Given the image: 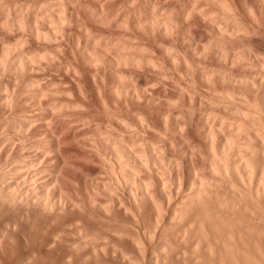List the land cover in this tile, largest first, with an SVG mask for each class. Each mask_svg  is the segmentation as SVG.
I'll return each mask as SVG.
<instances>
[{
    "label": "bare ground",
    "instance_id": "1",
    "mask_svg": "<svg viewBox=\"0 0 264 264\" xmlns=\"http://www.w3.org/2000/svg\"><path fill=\"white\" fill-rule=\"evenodd\" d=\"M62 1V0H61ZM60 1V2H61ZM38 2V1H37ZM36 2V3H37ZM35 3V4H36ZM40 4H42V2H39ZM58 3H59V1H58ZM63 3V2H62ZM40 4H39V6H40ZM46 4V3H45ZM56 4V3H55ZM61 4V3H60ZM60 4H58V5H60ZM4 5V4H3ZM33 6H34V4H32ZM47 6H48V4H46ZM46 5H44V4H42L41 6H44V8L46 9ZM62 5H64V4H62ZM50 6V5H49ZM48 6V7H49ZM57 5H55V7H56ZM61 6V5H60ZM5 7V6H4ZM4 7H3V10H4ZM47 7V8H48ZM52 8H49V10L50 9H54L53 8V5L51 6ZM64 7V6H63ZM62 7V8H63ZM223 7H225V6H223ZM8 8V7H7ZM35 8V6L33 7V9ZM39 8V7H38ZM57 8H59V10H58V12L56 11H54L53 12V10H51L52 12H49V13H51L50 14V17H51V19H50V17H48L47 15V17H48V19H50V25L52 24V22H53V25H54V28L52 29L53 30V33L55 34L57 31H59V32H57V33H60V30L61 29H63V28H61L60 29V26H63V22H64V19L66 20V18H64V16H63V14H65V12L62 14V11L60 10V9H62V8H60V7H58L57 6ZM2 9V8H1ZM32 9V8H31ZM36 9H37V6H36ZM56 9V8H55ZM27 10V9H26ZM57 10V9H56ZM64 10H65V7H64ZM6 11H7V9H6ZM28 11V10H27ZM34 11V10H33ZM37 11H38V9H37ZM40 11H41V7H40ZM39 11V12H40ZM43 11V10H42ZM41 11V12H42ZM47 11V10H46ZM35 12V11H34ZM33 12V13H34ZM5 13V12H4ZM9 12L7 11V14H8ZM31 13V12H30ZM38 13V12H37ZM6 14V13H5ZM27 14V13H26ZM32 14V13H31ZM35 14H36V12H35ZM41 14V13H40ZM43 14H44V11H43ZM20 15V14H19ZM29 15V14H28ZM33 15V14H32ZM38 15V14H37ZM2 16H4V15H2ZM8 16H9V14H8ZM17 16V15H16ZM31 16V15H30ZM36 16V15H35ZM39 16V15H38ZM45 16V17H46ZM68 16V15H67ZM229 16V18L231 19H229L228 20V22L225 24L226 26L228 25V24H230L229 22L230 21H233V22H231V24H230V26L233 28L234 27V29H232V28H230V30L232 29L233 31H237V33L238 32H240V30L238 29L239 27H238V24L236 25L235 24V22H237V21H235V19H234V15H232V17H233V19H232V17H230L231 15L229 14L228 15ZM21 17H23V16H21ZM29 17V16H28ZM34 17V16H33ZM44 17V19H47V18H45ZM137 17V16H136ZM1 18V17H0ZM4 18H6V17H4ZM3 18V19H4ZM17 18H19L18 16L16 17V18H14V20L16 19V23H18L17 25H19V22H17L18 21V19ZM25 18V17H24ZM37 18V17H36ZM72 18V17H71ZM2 19V20H3ZM12 19V18H11ZM28 19V18H27ZM30 19V18H29ZM28 19V22H26V23H29V26H30V28H31V33L33 32V34L31 35V36H34V34L37 36L36 38H43V39H45V41L46 40H48L47 42H50L49 40H52V41H56V37L54 38V34L52 35V33L50 32V30H49V28H48V30L46 31V32H44L45 30H46V28H45V30H44V28L42 27V29H40V27H41V25L42 24H39V26L40 27H38V25L36 24V26H35V24H34V22H35V20H34V22L33 21H30ZM32 19V18H31ZM37 19H40L39 17L37 18ZM42 19V18H41ZM40 19V20H41ZM44 19H42V20H44ZM47 19V20H48ZM70 19V18H69ZM135 19V18H134ZM137 19V18H136ZM8 19L6 18V22H3L4 24H8L9 22L7 21ZM13 20V21H14ZM26 20V19H25ZM170 21H171V19H169ZM1 21V20H0ZM23 21V20H22ZM70 21V20H69ZM161 21V20H160ZM12 22V21H11ZM15 22V21H14ZM21 22V21H20ZM24 22V21H23ZM45 22V21H44ZM66 22V21H65ZM134 22H135V20H134ZM139 22V21H138ZM143 22V21H142ZM153 22V21H152ZM159 22V21H158ZM162 22V21H161ZM15 23V24H16ZM35 23H38V22H35ZM43 23V22H42ZM73 23H75V22H73ZM151 23V22H150ZM154 23V22H153ZM152 23V24H153ZM156 23H157V21H156ZM163 23V22H162ZM167 23V22H166ZM172 23L174 24V22L172 21ZM171 23V24H172ZM1 25H0V27L2 26V23H0ZM6 24V25H7ZM14 23H13V25H15ZM24 24V23H23ZM22 24V22L20 23V28L19 29H22V26H23V29L25 28V26ZM34 24V25H33ZM81 24H83V23H81ZM123 24V23H122ZM141 24V23H140ZM139 24V25H140ZM164 24H165V22H164ZM172 24V25H173ZM233 24H235V25H233ZM10 25H11V23H10ZM9 25V26H10ZM44 25H46V23L44 24ZM43 25V26H44ZM49 25V23H47V26ZM53 25H51V26H53ZM65 25V24H64ZM68 25V24H67ZM70 25V24H69ZM78 25V24H77ZM80 25V24H79ZM120 25V24H119ZM167 25L169 26L170 24L168 23V24H166V27H167ZM175 25V24H174ZM4 26L5 25H3V28H4ZM16 26V25H15ZM18 26V27H19ZM29 26H28V29L30 30V28H29ZM121 26V25H120ZM154 26V25H153ZM171 26V25H170ZM237 27V29H236V27ZM8 27V26H7ZM12 27V26H11ZM11 27H10V29H11ZM17 27V28H18ZM172 27V26H171ZM228 28H229V26H227ZM12 28H14V27H12ZM66 28V27H65ZM79 28V27H78ZM82 28V27H81ZM170 28V27H169ZM9 29V27L7 28V30ZM22 29V30H23ZM27 29V30H28ZM67 29H68V26H67ZM72 29V28H71ZM236 29V30H235ZM14 30V29H13ZM44 30V31H43ZM51 30V31H52ZM84 30H85V28H84ZM83 30V31H84ZM87 30V29H86ZM90 30V29H89ZM2 31V30H1ZM0 31V32H1ZM5 31H6V29H5ZM15 31V30H14ZM13 31V32H14ZM24 31H26V30H24ZM49 31V32H48ZM63 31V30H62ZM88 31V30H87ZM86 31V32H87ZM9 32H10V30H9ZM67 32H69V31H67ZM76 32V31H75ZM2 33V32H1ZM0 33V35H2ZM3 33H7V31L6 32H4V30H3ZM10 33H12V31L10 32ZM18 33V32H17ZM25 33V32H24ZM65 33V32H64ZM73 33V32H72ZM8 35H9V33H7ZM19 34V33H18ZM21 34H23V31H22V33ZM63 34V33H62ZM235 34H236V32H235ZM25 35V34H24ZM57 35V34H56ZM59 35V34H58ZM77 35V34H76ZM79 35H81V34H78V36ZM90 35H92L91 33H90ZM4 36V35H3ZM19 36H21V35H19ZM28 36V35H27ZM52 36H53V39H51L52 38ZM60 36H62V35H60ZM63 36H65V35H63ZM83 36V35H82ZM7 37V36H6ZM16 37H17V35H16ZM23 37V36H22ZM21 37V38H22ZM26 37V36H25ZM30 37V36H29ZM35 37V36H34ZM34 37H33V41L35 40L34 39ZM59 37V36H58ZM66 37H68V36H66ZM65 37V38H66ZM71 37V36H70ZM81 37V36H80ZM89 37V36H88ZM88 37H87V39H88ZM93 37V36H92ZM91 37V38H92ZM21 38H20V40H19V38H18V40H17V38H16V40L19 42L20 41V45L19 44H16L17 42H16V40L14 41V42H16L15 44H12V42H11V44H9V41L8 40H5V41H7L8 43L7 44H4L5 43V41H1V40H3V37H2V39L0 40V69H2L3 71L4 70H6V71H9L10 69H12L13 71H14V73L16 72V73H18V74H15L16 76H19V77H21V80H19V81H23L24 80V78H25V75L26 74H28V73H30V72H35V71H37L38 70V66L40 67L41 65H42V60L43 61H45L44 59H46V60H48V58H47V56L50 58V56L54 53L53 51H51L52 52V54L50 55L49 53H48V50H50V49H48L47 51L46 50H44V52H43V50L42 49H44L45 47H42L41 45V47H42V49H38L39 50V52L36 50V49H33L32 48V50H35V52H32V50L30 49V51H27L26 50V47H24V49H23V45H24V43H23V40H22V42H21ZM28 38V37H27ZM31 38V37H30ZM40 38V39H41ZM63 38V37H62ZM94 38V37H93ZM92 38V39H93ZM192 37H190L189 39H191ZM195 38V37H194ZM6 39V38H5ZM24 39V38H23ZM26 39V38H25ZM40 39H36L37 41H39ZM67 39V38H66ZM95 39V38H94ZM193 39V38H192ZM28 40H30V39H28ZM31 40H32V38H31ZM58 40H60V39H58ZM63 40V39H62ZM88 40H90L91 41V39H88ZM27 41V40H26ZM44 41V40H43ZM66 40H64V42H65ZM92 41H98V39L97 40H92ZM120 41H121V39H120ZM216 41V40H215ZM4 42V43H3ZM35 42V41H34ZM41 42V40L39 41V43L38 44H36V46L37 45H39V44H43L42 42ZM46 42V43H47ZM62 42V41H61ZM84 42V41H83ZM86 42V41H85ZM109 42V41H108ZM111 42V41H110ZM109 42V43H110ZM118 42V41H117ZM195 42V41H194ZM213 42V41H212ZM211 42V44H218V42H219V40H217L215 43H212ZM23 43V44H22ZM30 43V42H29ZM32 43V42H31ZM30 43V44H31ZM69 43H71V42H69ZM77 43V42H76ZM88 43V42H87ZM90 43V42H89ZM96 43H98V42H96ZM105 43H107V42H105ZM113 43V42H112ZM111 43V44H112ZM116 42H114V44H115ZM191 43H192V40H191ZM195 43H197V41L195 42ZM199 43V42H198ZM33 44V43H32ZM54 44H55V42H54ZM54 44H53V46H54ZM59 44V43H58ZM100 44V43H99ZM103 44V43H102ZM107 44V46H114V44ZM120 44V43H119ZM124 43L122 42V45H123ZM193 44V43H192ZM192 44H190L191 46H192ZM210 44V43H209ZM28 45V44H27ZM35 45V44H34ZM47 45V44H46ZM50 45V44H49ZM64 45V44H63ZM65 45H66V43H65ZM88 45V44H87ZM90 45V44H89ZM91 45H94L93 43L91 44ZM90 45V46H91ZM124 45H126V44H124ZM123 45V46H124ZM194 45V44H193ZM28 46H30V45H28ZM44 46V45H43ZM52 46V45H51ZM50 46V47H51ZM52 46V47H53ZM56 46H57V44H56ZM55 46V47H56ZM60 46V45H59ZM72 46V45H71ZM82 46V45H81ZM102 46V45H101ZM100 46V47H101ZM106 46V47H107ZM116 46V45H115ZM136 46V45H135ZM166 46V45H165ZM196 46H198V44L196 45ZM206 46L207 47H210L211 48V46H209V45H207L206 44ZM39 47V46H38ZM41 47H39V48H41ZM48 47V46H47ZM50 47H48V48H50ZM51 47V48H52ZM83 47H84V45H83ZM87 47H89V46H87ZM87 47H85L86 49H84L83 48V51H82V49H81V58L80 59H82L83 60V62L82 63H84L85 64V66L83 65L82 67L79 65L77 68H75L76 66H77V64H76V66L74 67V65L73 64H75V63H73L72 65H73V67H74V70H73V73H74V75H75V82H77L78 81V83L79 84H77L76 86L75 85H71V84H69L67 81H66V79L67 78H65V80L63 81L61 78V81H62V83L63 84H61V83H58V82H60V80H58L57 78H56V82L55 81H53L52 79H53V75H52V79H49L50 81L52 80V82H50V81H48V82H46L45 80H44V82H46L47 83V85L45 84V86L43 85L44 84V82L42 83V81H43V77H40V79L42 78V80L40 81L39 79H37V78H34V77H37V76H40V74H38V75H28L29 76V79H28V81H26V78H25V80H24V84L23 83H21V86L23 85V88H22V91H23V89H24V91H23V93L25 92L28 96H29V98L31 99V100H33V104L31 105L32 107H33V105L34 106H36V107H38V108H40V110H41V114H38V113H36L35 112V114L34 115H41V117H39V116H35L34 117V115H32V116H28L29 115V113L30 114H32V112H29V111H31V110H29V109H27V110H29L28 112V114L26 113L27 111H26V109L25 108H27V107H23V105L22 106H20V108L22 109H25V110H20V112H16L18 109H20V108H18V109H16V107H18L19 105H21L22 103L24 104V102H26L25 100L27 99H23L25 96H26V94H25V96L23 97V98H21L20 96V94L22 93L21 91H19V93L20 94H17V95H19V97L21 98V99H23L24 100V102L20 99V98H18V99H20V102L22 101V103H19V105L17 104L16 105V107H15V109H16V113L18 114V113H26V115L28 116H24L23 117V115H22V117L20 118V117H18L19 119V121H18V124L16 123L17 122V119H16V122H15V124L16 125H14V123H13V120H10V121H12V124L11 123H9V125L10 126H12V127H10V126H7L8 124L7 123H5V124H7L6 126V128L7 129H9V128H14L13 126H15V128L14 129H23V128H25V131L23 130V131H21L22 132V134H24V133H26V134H29V133H27L28 132V129H30L29 128V126L32 124V123H36L35 121H37L39 118H43L42 117V114L43 115H45L44 114V109L43 108H45L46 109V112H47V110L50 112H48V114H50L51 115V113H52V115H53V113H58V112H64L63 114H65V112H67V111H73V110H75V112H76V109L77 108H79V107H83V105L84 104H86V102L84 101V104L82 105V104H79V105H82V106H79V107H77L78 105L76 104V102H77V100L79 99V98H81V96L79 97V95H82L83 94V98H84V95H85V89H83L82 88V86H84V85H81L82 83H80L81 82V75H82V73L83 72H85V71H87V70H89V71H93V73L92 74H90L91 75V78L89 77L88 79H90V81L92 80L93 81V83L92 84H95V86H96V90H97V93H98V95L103 99V101H104V105L106 106L105 108H107L108 107V103H107V98H106V95H107V93H108V91H109V93L110 94H112V96H114L113 97V99L114 98H116V100L117 99H120L121 97H127L128 95L130 96L131 94H132V97H135L133 100H135L136 98H138L139 100L143 97V101L142 102H144L145 100L144 99H146V98H144V96H142L144 93H148L149 92V89L151 88V87H149L150 86V83L152 82L151 80V82L149 81L147 84L149 85H147L148 87H149V89H147L146 90V88H148V87H146L145 85H144V83L146 82L145 80H147L146 78H145V80H144V83H141V82H143V81H140L139 79L138 80H136L135 81V77L133 76V74H131L132 76L131 77H129L130 76V74H129V76L128 75H126L125 76V72H122L121 70V68L120 69H118V68H116V67H114V65H113V67H111V65H110V67H103V74H102V76H101V78H99V77H97V74L100 72L99 70H100V67L102 68V66H100V57L102 56V59H103V57H104V59H105V57L107 58L108 57V53H107V49H105L104 47H102V48H97V50L99 49V51H97V50H95L94 49V47L95 46H93V49H90V48H87ZM117 47H118V45H117ZM126 47V46H125ZM166 47H168V46H166ZM165 47V48H166ZM200 47V46H199ZM27 48V49H28ZM58 47H56V49H57ZM108 48V47H107ZM121 47L119 46V50H121L120 49ZM139 48V47H138ZM169 48H170V46H169ZM169 48H167V49H169ZM189 48H192V47H189ZM215 48H216V46H215ZM214 48V49H215ZM224 48V47H223ZM223 48H221V49H223ZM47 49V48H46ZM53 49V48H52ZM79 49V50H80ZM126 49H128V48H126ZM129 49H130V46H129ZM134 47H133V50H129L130 52H132V51H134ZM193 49H194V47H193ZM192 49V50H193ZM199 49V48H198ZM201 50H202V47L200 48ZM212 49V48H211ZM217 49H218V47H217ZM220 47H219V52H220ZM244 49V48H243ZM241 50V51H244V50ZM61 50V49H60ZM66 50V49H65ZM64 50V51H65ZM78 50V51H79ZM124 50V49H123ZM137 49H135V51H136ZM139 50V49H138ZM163 50H165V49H163ZM176 50V49H175ZM195 50V49H194ZM227 51V49H224V51ZM245 50H247V48L245 49ZM46 51V52H45ZM58 51H59V49H58ZM63 51V52H64ZM112 51V50H111ZM114 51V50H113ZM116 51H118V48H117V50ZM124 51L126 52L125 54H124ZM124 51H121V52H118L121 56L120 57H123L122 59L120 58V59H116L115 61V63L117 64V66H119V67H124V66H122V64H127L126 66H128V63H129V65L131 64H133V67L134 66H139L140 67V69H141V66H143V65H141L140 64V62L138 61V63L141 65H138V63L136 62L139 58H140V51H138L139 53H137L138 54V56L139 57H137V55L136 54H134V55H136V56H134L133 55V53L135 52H133V53H128L126 50H124ZM143 51V50H142ZM166 51H168V50H166ZM169 51H171L172 52V50H169ZM177 51H179V50H176L175 52H176V54L178 53ZM188 51V50H187ZM200 51V50H199ZM212 51H213V49H212ZM217 51L218 50H216V51H214L215 53H216V55H222V53L224 52L223 50V52H221V53H217ZM231 51H233V50H231ZM241 51L239 52V53H241ZM249 51V52H248ZM246 53L244 52V55L243 54H240L239 56H238V52L236 51V53H234L235 55H237L238 56V58H237V60H239L240 59V61H241V58H239V57H241L242 55H243V57H242V64L244 63V65L247 63V64H249L248 66H250V67H255L254 65L255 64H257V67L258 66H262L261 67V69L260 70H262V71H264V62H263V56H261L260 55V58H263V59H261L260 60V62H261V64H260V62H259V65H258V63H257V61H259L257 58V56H258V54H256L254 57L257 59L256 60V62H255V60H254V62L252 61V63L254 64H251V62H250V60H245L246 61V63L244 62V58H247V57H253V52L250 54V50H248ZM56 52V51H55ZM109 52V51H108ZM147 52V51H146ZM174 52V51H173ZM174 52V53H175ZM180 52H182V51H180ZM191 52V51H190ZM189 52V53H190ZM193 52H195V51H193ZM198 51H197V48H196V53H197ZM204 54L207 52V51H204V45H203V51H202ZM209 52V51H208ZM57 53V52H56ZM56 53H54V54H56ZM73 53V52H72ZM78 53H80V52H78ZM125 56L127 53H128V55L130 54L133 58H129V57H126L125 56V59H124V56L122 55V54ZM145 53V52H144ZM149 53V52H148ZM167 54L169 53V52H166ZM183 53V52H182ZM195 53V54H196ZM210 53H211V51H210ZM229 53V52H228ZM227 52H226V54H228ZM243 53V52H242ZM58 54V53H57ZM56 54V57H58V55ZM61 54V53H60ZM67 54V53H66ZM65 54V55H66ZM111 54H114V52L113 53H111ZM111 54H109V55H111ZM115 54H116V52H115ZM114 54V55H115ZM147 54V53H146ZM150 54V53H149ZM149 54H147V55H149ZM164 54H165V52H164ZM166 54V55H167ZM173 53H170V54H168V55H172ZM175 54V55H176ZM188 54V53H187ZM191 54V53H190ZM193 54V53H192ZM208 54V53H207ZM206 54V55H207ZM225 54V53H224ZM230 55H228V58L231 56V59H233L232 58V55H231V52L229 53ZM129 55V56H130ZM143 54H141V57H143L142 56ZM146 55V56H147ZM167 55V56H168ZM177 55H179V54H177ZM177 55L174 57V55H172V56H170V59H172L173 60V62L175 61V58L177 57ZM189 55V54H188ZM196 55H198V54H196ZM234 55V57L236 58L237 56H235ZM73 56V55H72ZM72 56L70 57V58H72ZM76 56V55H75ZM111 56H113V55H111ZM117 55H115L114 57H116ZM145 56V55H144ZM146 56H145V58H146ZM153 56H154V53H153V55L152 56H150V58L147 56V64H146V67H147V65L148 64H150L151 65V62H153L152 63V65L154 64V65H157L156 63H155V61L156 60H153V59H156V57L155 58H153ZM180 57H181V55H179ZM178 56V57H179ZM183 56V55H182ZM184 56H185V54H184ZM199 56H201V54L199 55ZM199 56H197V58L199 57ZM208 56V55H207ZM213 56H215V54L214 55H211V57H213ZM226 55H223L222 57H225ZM61 57V56H60ZM110 57V56H109ZM109 57H108V59H109ZM114 57H113V60H114ZM118 57H119V55H118ZM136 59H135V58ZM164 57V56H163ZM169 57V56H168ZM172 57V58H171ZM179 57V58H180ZM188 57V56H187ZM187 57L185 56V58L187 59ZM192 57V56H191ZM203 57V56H202ZM206 57V56H205ZM220 57V56H219ZM227 57V56H226ZM251 57V58H252ZM252 58V60L253 59H255V58ZM51 58H53V57H51ZM55 58V57H54ZM53 58V59H54ZM63 58V57H62ZM66 58V57H65ZM69 58V59H70ZM76 58V57H75ZM129 58V59H128ZM144 58V57H143ZM144 58V59H145ZM153 58V59H152ZM185 58H184V60H185ZM190 58V57H189ZM196 58V57H195ZM200 58V57H199ZM198 58V59H199ZM227 58V59H228ZM68 59V60H69ZM141 59V58H140ZM144 59H142V60H140L141 62H142V64L144 63V66H145V60ZM164 59V58H163ZM169 59V60H170ZM181 59H182V57H181ZM194 59V58H193ZM204 59V58H203ZM209 59H210V57H209ZM214 59V58H213ZM218 60H219V58H217ZM223 59V58H222ZM230 59V60H231ZM51 60V59H50ZM50 60H48V61H50ZM63 60V59H62ZM73 60V59H72ZM72 60H70V61H72ZM76 60V59H75ZM107 60V59H106ZM110 60V59H109ZM108 60V61H109ZM111 60H112V58H111ZM128 60H131L130 62H128ZM144 60V61H143ZM152 60V61H151ZM172 60H170L171 62H172ZM177 60V59H176ZM184 60H182L183 62H184ZM189 60L190 59H187V61L185 60V62L186 63H189ZM192 60V59H191ZM200 61L202 60V59H199ZM212 60V59H211ZM229 60V59H228ZM234 60H236V59H234ZM52 62H53V60H51ZM50 61V62H51ZM54 61H56V60H54ZM70 61L68 62V65H69V63H70ZM105 61V60H104ZM150 61V62H149ZM162 61H164V60H162ZM178 61V60H177ZM177 61H175V65L177 64V63H181V62H177ZM197 61V60H196ZM200 61H198L199 63H200ZM206 61V60H205ZM220 61V60H219ZM218 61V62H219ZM233 60H231V62H229L228 64H230V63H234V62H232ZM73 62H76V61H73ZM101 62H102V60H101ZM107 62V61H106ZM113 62V61H112ZM170 62V63H171ZM177 62V63H176ZM183 62H182V65H183ZM191 62H194V60L193 61H191ZM209 62V61H208ZM214 62V61H213ZM215 62H217V60L215 61ZM237 62V61H236ZM240 62V63H241ZM250 62V63H249ZM44 63H47V65H49L48 63L49 62H44ZM64 63V62H63ZM63 63H62V65L61 66H63ZM67 63V62H66ZM103 63V62H102ZM115 63H113V64H115ZM163 63V62H162ZM198 63V65H200ZM211 63V62H210ZM223 63V62H222ZM226 63V62H225ZM225 63H223L224 64V66H225ZM51 64V63H50ZM52 64H54V63H52ZM81 64V63H80ZM104 64V63H103ZM106 64H108V63H106ZM112 64V63H111ZM137 64V65H136ZM190 64V63H189ZM195 64V63H194ZM205 64H207V63H205ZM205 64H204V66H205ZM211 64H213V63H211ZM211 64H209V67L211 68ZM218 64H220V63H218ZM217 64V65H218ZM238 64V63H237ZM46 64H43V66L44 67H42V68H46L45 66H47ZM58 65V64H57ZM71 65V64H70ZM70 65H69V67H70ZM71 65V66H72ZM121 65V66H120ZM130 65V66H131ZM151 65V66H152ZM179 65V64H178ZM185 65V64H184ZM187 65V64H186ZM191 65H193L192 63L190 64V66H188L187 65V67H188V69L190 68V67H192ZM202 66H203V64H201ZM201 65H200V67H201ZM234 65H236L235 63H234ZM233 65V66H234ZM240 66H241V64H239ZM253 65V66H252ZM60 66V65H59ZM65 66H66V68L68 69V66L65 64ZM104 66V65H103ZM130 66H128V67H130ZM162 66V65H161ZM163 66H165L164 64H163ZM162 66V67H163ZM177 66V65H176ZM181 66V65H180ZM196 67H197V63H196V65H195ZM194 66V67H195ZM204 66H203V69L202 68H200L201 70H200V72L201 71H206V72H208V70H209V72L208 73H202V74H204L201 78H205V79H203V81L202 82H204V80H205V82L207 83V85H208V87L207 88H210V90L211 89H213V91L212 92H209V93H207V94H209L210 96L209 97H211V99L210 98H208V103H206L207 101L206 100H204V101H206L205 103L207 104V107H208V105H209V102H210V106H213V105H215L216 107H217V105H218V107L219 106H221V108H223L224 109V111H227V113L226 114H228V115H225L224 113L223 114H220V116H218V117H216V116H214V112L213 111H204L203 109V111L201 112V114H199V113H194V111H193V109H191L190 111H189V113L187 114V116H185L184 114V112H185V110L187 111V109H186V106H185V110H183L181 107H183V106H181L182 105V103H184V98L183 99H181V100H183V102L180 104V102L179 101H181V100H178L177 99V97L175 98L174 97V99L175 100H173V98L171 99V97H169V96H163V98L162 99H158V96H156L157 97V99H158V101H162V103L161 104H164L165 105V108H164V110H161V108H160V110H161V112H159L158 114H157V117L156 118H154L155 119V121H153L154 119H153V117L151 118V117H149L150 119H147L148 118V116H147V118L145 117V116H143L142 115V113H143V111L142 110H140V111H142V112H140L139 113V110L138 109H134L133 107V109H126V116L127 117H125V115L123 116L121 113H119L118 115H120V116H118V117H116L117 119V121H114L113 122V124L114 123H116L117 122V124H118V128L117 127H114V126H112V128L114 127L115 129L117 128V131L119 130H121L120 132H119V134L117 135V136H114V134H112L111 132H112V130L110 131V130H108L109 132H107V129H106V133H105V136L103 137V144H105L104 145V147L103 146H100V147H103V148H99L98 146H96L95 144H91V139L92 138H94V137H89V144H91V145H95L96 147H95V149L97 148V150L98 151H100V149H101V151H103V152H100V157L101 158H103V159H100V161L101 160H105V162H103V164H104V166H106V165H108L107 167H108V169H107V167H106V170H108L107 172H109L108 174H109V176H108V174H106L107 176H108V179H109V177H111L109 180L107 179V177H105L107 180H102V179H105V178H101L98 174H100V172H98V177H100V179L101 180H99L98 178H96V177H93L92 176V173L91 174H89V173H87V174H85V173H83L84 174V176L83 177H85V175H87L88 176V174L90 175V176H88L87 177V179L88 178H91L92 179V181H91V183H92V185L90 184V180L89 181H87V183H89L90 185H91V188H92V186H93V190L92 191H88V190H85V193H84V189H85V187L83 188V193L84 194H86V191L88 192V194H87V196H85L82 192H81V187H80V185H79V182L80 181H78V182H74V180L73 179H75V174L74 173H72L71 171V169H73L74 167H75V165L73 166V164H72V166H73V168L69 165V163L71 162L70 160V158L68 159V157H66V153L68 152L67 150L68 149H65L67 152H65V150L64 149H62V148H60L63 144L62 143H60V140H59V138L57 137V136H55V138H54V136L52 137H50V136H48V137H44V142L45 141H48V142H45L44 144H46V143H48L49 144V146H50V148H49V146L47 147V145L46 146H44V144H43V146H39V145H42V144H39L37 147H34V146H36V142L32 145V146H29L28 147V149L30 148V149H33V147L34 148H38V149H35V150H37V151H39V149L41 150L42 148L41 147H43V153H46V151H47V153H48V150H50V154H51V156L49 155V153H48V155L47 156H49V157H47L48 158V162H44L45 164H43V161H45V160H43V161H39L41 158L43 159V157H45L46 156V154H43L42 153V151H41V154L39 155V153H40V151L39 152H37V155H38V158H36V156H35V153H36V151L34 150V152L35 153H33V155L31 156V157H33L31 160L29 159H27V161H29L27 164L28 165H34V166H36L37 164L38 165H40V166H38L37 165V169L36 170H34V167H33V169H32V171H30L31 173L30 174H32V172H33V170H34V173L32 174V175H30V176H28V174H26L25 175V173L24 172H21V175H23V173H24V175L23 176H26V178L27 179H25L24 177L23 178H20V180H21V182H23V179H25L24 180V182H25V184H26V186L29 184V182H30V184H32V185H30V188L32 189V190H30L29 191V193L32 191V193L31 194H29V195H31L30 196V198H31V201L33 200V201H35V203H36V207H37V205H39L37 208L39 209L38 210V212L37 213H35L37 210V208L36 207H33V204H32V202H30V203H28V201L29 200H27L28 198H29V195H28V197H26L27 195H24V197H26V198H24L23 197V200L21 199V197L23 196V194H28L27 193V191H26V189H29L28 187L26 188V189H24L25 187H23L22 188V185H24L23 183H21V184H19L18 183V177H21V176H19L20 175V171L23 169L24 170V168H26V167H24V165H23V167H22V165L20 166V165H18L19 163H21V161L22 160H24L23 158H21L22 160H20V159H18V158H13V160L11 161H9L10 163V165L11 166H9V165H7L6 166V163H5V166H6V173L5 174H1V179H3L4 181H8V184L9 185H6V186H4V185H1L0 184V201H6V203L8 202V204H18L19 205V202H20V200L22 201L21 203H23L24 201H26L29 205L30 204H32L31 206H25V207H28L29 208V210H31L30 209V207L31 208H36L34 211L33 210H31L33 213H35V216H36V214L38 215V213H39V215L38 216H36V217H38V218H40V220L42 221V220H44V219H46V221L50 218V219H53L56 215H57V217L59 218V221H56V220H58L56 217H55V221L56 222H61L60 220H62L64 217V215H65V219H67V217L69 216V212H72V211H68V214H66L67 213V211H64V209L65 210H69L70 208H68V209H66V207H67V203H65V208H61L62 206H63V202L65 201H67V200H65V195L68 193L67 192V190H66V192H65V190H64V188H70L71 190L74 188V192L76 193L77 192V190H78V186H77V184L79 185V194H83L82 196H85L84 197V199L86 200H83V202L81 203L80 201H79V203H81V205L79 204V206H78V204L77 203H75V202H78V201H76V199L78 198V200H80V198H79V194L78 193H76V194H78V197L76 198L75 197V193L73 192H71V190L69 191V189H68V191L76 198L75 200H74V198H73V200H71V197L70 196H72V195H70V193H69V195H68V197H66L67 199L69 198V201H71L70 203V205L71 206H68V207H71L72 208V210L73 211H75V213H76V215L75 216H78V217H76L75 219H76V221H74V224H78V222L79 221H82L81 223L83 224V226H81V228H80V225H82L81 223L80 224H78V226H77V224H76V226H77V228L76 227H73L74 229L76 228L77 230H79V229H83V230H85V231H81V230H79V234L81 235H78V236H80L79 238H78V236L76 237V240L74 239V237H73V241H71V246H72V248L71 247H66L67 245L65 244V245H62V248L63 247H65V248H71L70 249V254H71V256L68 254V259H70L71 258V260L73 259V257H75L76 256V258H75V260L77 259V262L79 261V263L80 264H111L110 262L113 260L114 262H115V260L116 261H118V263L119 264H264V96H263V94H262V97H260V99H255V98H252L253 99V101H250V96H251V94H252V92L250 93V96H249V93L248 94H246V95H248L247 97H249V98H247L246 97V95L244 96V94H245V90H244V92H243V90L240 92V90L242 89V88H239L240 86L239 85H241L240 83H242V84H244V85H246V86H248L249 88H251L250 86H255L254 87V89H256V87L258 88V86H256V85H258L257 84V82L259 83L263 78L262 77H264V72H262V71H259V69H258V72H254V70H253V68H250L253 72H251L250 73V75L249 74H247L248 75V78H246L247 76H246V74L244 73V75L246 76H244L243 74L242 75H239L240 76V78L239 79H237L236 80V76L237 75H235L234 76V72L232 73L231 71V73L233 74V76H234V80H235V82H239V87H237V88H239V91H237V90H234V91H232V89L233 88H230L231 90H227V91H224V93H221V92H223V90H225V89H221V90H217V89H219V88H223V86L222 87H218L217 88V86H216V84H218V82H217V80L219 81V84L221 83L220 81L221 80H225V81H227L226 79H228L229 78V76L230 75H232V74H230V72H228L230 75H228V73H227V76H226V72H227V69L226 68H228V67H224L225 69H223L222 70V66H221V71H220V69H219V71L221 72V73H223V74H221L218 70H217V67H216V69H212V68H214V67H212L211 69H212V71H210L211 69H208L207 70V68H206V70H204ZM213 66H216V64L215 65H213ZM245 66H247V65H245ZM244 66V68H247L246 70H248V66L247 67H245ZM35 67H37V70H36V68ZM40 67V68H41ZM48 67H50V66H48ZM57 67V66H56ZM145 67V68H146ZM148 67H150V66H148ZM147 67V68H148ZM157 67V68H156ZM155 68V70H153V71H156L158 68H159V66H156ZM183 67V66H182ZM205 67H207V65L205 66ZM231 67H232V65H231ZM257 67H256V70H257ZM54 68V67H53ZM60 68V67H59ZM62 68V67H61ZM66 68H65V70H66ZM137 68V67H136ZM144 68V67H143ZM153 68V67H152ZM151 68V69H152ZM171 68H173V67H171ZM176 68H177V70H179L178 69V67H175L174 69H172V70H174V71H176ZM184 68H185V66H184ZM184 68H182V69H184ZM218 68H220L219 66H218ZM238 68V67H237ZM260 68V67H259ZM8 69V70H7ZM149 69V68H148ZM187 69V68H186ZM186 70V72H185V74L186 73H188L187 71H189V70ZM191 70L193 69L194 70V68H190ZM196 69V71L198 72V74H200L199 73V69H198V67L197 68H195ZM198 69V70H197ZM232 69H233V67H232ZM231 69V70H232ZM234 69H236V68H234ZM249 69V70H250ZM12 70H11V73L10 72H8V73H10V75H12L13 73H12ZM43 70V69H42ZM42 70H40L41 72H42ZM46 70H48L47 68H46ZM46 70H45V72H46ZM52 70V69H51ZM107 70V71H106ZM124 70V69H123ZM130 70V69H129ZM142 70H144V69H142ZM160 70V69H159ZM161 70H163V69H161ZM169 70H170V68H169ZM168 70V71H169ZM191 70H190V72H189V75H191L192 74V72H191ZM215 70H217L218 72H219V75H217L216 76V74H215ZM225 70V71H224ZM230 70V69H229ZM228 70V71H229ZM255 70V71H256ZM54 71H56V70H54ZM63 71V70H62ZM66 71H68V70H66ZM125 71V70H124ZM126 71H127V69H126ZM132 71H133V69H132ZM139 71H141V70H139ZM158 71V70H157ZM168 71H167V73H168ZM180 71H181V69H180ZM180 71H178V72H180ZM196 71H195V73H196ZM216 71V72H217ZM223 71V72H222ZM1 70H0V74H1ZM39 72V71H38ZM37 72V73H38ZM41 72H39V73H41ZM69 72V71H68ZM106 72H108L109 74H111V79H109V77H108V79L106 78V74H108V73H106ZM133 72H136V71H133ZM132 72V73H133ZM149 72V71H148ZM159 72V71H158ZM166 72V71H165ZM181 72H183V71H181ZM225 72V73H224ZM261 72V73H260ZM4 73V75L6 76V72L4 71L3 72ZM2 73V74H3ZM62 73V72H61ZM88 73V72H87ZM131 73V72H130ZM138 73V72H137ZM153 73V72H152ZM160 74H159V76H161L163 73H161V72H159ZM191 73V74H190ZM194 73V72H193ZM195 73L193 74L194 76H195ZM260 74L258 77H257V82H256V76L254 75V74ZM31 74V73H30ZM36 74V73H35ZM48 74V73H47ZM89 74V73H88ZM127 74H128V72H127ZM136 74V73H135ZM140 74V73H139ZM158 74V73H157ZM165 74V73H164ZM162 75L161 77H164L165 75ZM169 74V73H168ZM168 74H166V75H168ZM172 74V73H171ZM170 74V75H171ZM182 74V73H181ZM184 74V75H185ZM201 74V75H202ZM218 74V73H217ZM15 75L13 74V76L15 77ZM42 76L44 75V73L43 74H41ZM50 76H51V74H49ZM62 75V74H61ZM64 75V74H63ZM66 75V74H65ZM64 75V76H65ZM71 75H73V74H71L70 73V77H71ZM73 75V76H74ZM83 75H84V73H83ZM82 75V76H83ZM86 75V74H85ZM100 75H101V73H100ZM178 75H180V74H177V76ZM196 75H197V73H196ZM254 77V79H252L251 77L252 76ZM263 75V76H262ZM13 76H12V78H13ZM27 76V75H26ZM27 76V77H28ZM44 76H47V75H44ZM49 76V77H50ZM72 76V77H73ZM155 76H157V75H155ZM159 76H157V77H154V75H153V77L154 78H158ZM175 76V75H174ZM183 76V75H182ZM238 76V77H239ZM262 76V77H261ZM48 77V76H47ZM133 78V79H131V81H132V83L135 81V83H131L130 82V79L128 80V78ZM161 77H159V78H161ZM166 77V76H165ZM191 77H193V76H191ZM191 77H190V80H192L191 79ZM195 77H198V76H195ZM228 77V78H227ZM230 77H232V76H230ZM237 77V78H238ZM245 77V78H244ZM1 78H3L2 76H1ZM8 78V77H7ZM16 79H18V77H15ZM62 78H64V77H62ZM83 78V77H82ZM85 78V77H84ZM137 78H139V75H138V77ZM167 78H168V76H167ZM177 78V77H176ZM179 78V77H178ZM185 78H187L186 77V75H185ZM184 78V79H185ZM189 78V77H188ZM200 78V77H199ZM242 78V79H241ZM249 78H251V79H249ZM259 78V79H258ZM260 78H262V79H260ZM5 79V78H4ZM9 79H11V78H9ZM14 79V78H13ZM20 79V78H19ZM44 79H45V77H44ZM69 79V78H68ZM163 80L164 79H166V78H162ZM175 79V78H174ZM198 79V78H197ZM47 80H48V78H47ZM70 80V79H69ZM157 80V79H156ZM160 80V79H159ZM163 80H160V81H163ZM193 80H195V79H193ZM201 80V79H200ZM231 80H232V78H231ZM230 80V81H231ZM259 80V81H258ZM264 80V79H263ZM4 81H6V80H4ZM8 81V80H7ZM19 81H18V83H19ZM72 81V80H71ZM84 81L86 82V79H84ZM140 81V82H139ZM165 81H167V79L165 80ZM175 81V80H174ZM178 81V80H177ZM176 81V82H177ZM195 81H198V80H195ZM194 81V82H195ZM225 81H224V83H225ZM229 81V80H228ZM230 81H229V83H230ZM2 82V81H1ZM1 82H0V84H1ZM16 82V84H14L15 85V87L14 88H17L18 90L20 89V87H17L16 85H17V81H15ZM64 82H66V84L68 83L69 84V86H65V84H64ZM73 82V81H72ZM74 82V83H75ZM83 82V81H82ZM158 82V81H157ZM179 82V81H178ZM182 82V81H181ZM184 82V81H183ZM189 82V81H188ZM191 82V81H190ZM189 82V83H190ZM193 82V81H192ZM201 82V83H202ZM264 82V81H263ZM261 83L262 84V87H263V85H264V83ZM42 83V84H41ZM49 83V84H48ZM131 83V84H130ZM163 83V82H162ZM185 83V82H184ZM188 83V84H189ZM206 83H204V84H206ZM7 84V83H6ZM10 84V83H9ZM9 84H7V85H9ZM84 84V83H83ZM86 84V83H85ZM88 84H90V83H87L86 85L88 86ZM91 84V85H92ZM186 84V83H185ZM193 84V83H192ZM197 84V83H196ZM203 84V83H202ZM227 84V83H226ZM226 84H225V86H226ZM235 85V83H233L232 82V85H231V87H234V85ZM2 85V84H1ZM3 85H5V83H3ZM3 85L2 86H0V87H2L3 88ZM85 85V86H86ZM111 85V86H110ZM153 85V88L154 89H157V91H160L159 89H158V87L157 88H155L154 86V84H152ZM151 85V86H152ZM157 85V84H156ZM160 85V84H159ZM163 85V84H162ZM177 85V84H176ZM181 85H184L183 83L181 84ZM190 85V84H189ZM195 84H193V85H191L190 87H192V88H194L195 86H194ZM229 84H227V86H228ZM11 86H12V84H11ZM11 86H10V89L9 88H5L4 89V94L3 95H6V96H4V97H2L1 99H0V101L3 99V98H5V99H3V101L5 100L7 103L9 102V98H10V100H16V99H14L13 97L16 95V92L17 91H15V90H17V89H14V88H11ZM18 86H20L19 84H18ZM86 86V87H87ZM110 87V88H108V91L106 90V87ZM178 86H179V83H178ZM186 86H188V85H184V88H183V86L181 87V88H183L184 90H186L187 91V93H192V95L190 94L189 95V97L191 96H194L193 95V93L196 95L198 92H200V89H199V91L197 92L196 91V89H195V91H194V89H192L193 91H191L190 89L191 88H187ZM197 87H198V85H196ZM205 86V85H204ZM220 86H221V84H220ZM237 86V85H236ZM261 86V85H260ZM5 87H6V85H5ZM146 87V88H145ZM247 87V88H248ZM261 87V88H262ZM2 88H0V89H2ZM90 88V87H89ZM94 87H92L91 89H93ZM176 88H177V86H176ZM180 88V90H183V89H181ZM187 88V89H186ZM199 88V87H198ZM197 88V89H198ZM200 88H202V86L200 87ZM245 88V87H244ZM247 88H245V89H247ZM264 88V87H263ZM262 88V89H263ZM11 89H14V90H11ZM88 88H86V90H87ZM154 89H152L153 91H154ZM162 89V88H161ZM206 88H204V90H205ZM251 89H253V88H251ZM253 89V90H254ZM261 89V90H262ZM3 90V89H2ZM2 90H0V91H2ZM11 90V91H10ZM89 91H90V89H88ZM87 90V92H89ZM183 90V92H186V91H184ZM188 90H190V92L188 91ZM204 90H202V91H204ZM208 90V89H207ZM250 90V89H249ZM258 90H259V88H258ZM71 91H73V93L71 92ZM153 91H151V92H153ZM217 91V93H215V92ZM218 91H220V92H218ZM237 93H236V92ZM256 91V90H255ZM260 91V90H259ZM259 91H256L255 93H257L258 94V92ZM3 92V91H2ZM2 92H1V95L0 96H3L2 95ZM155 92H156V90H155ZM155 92H153V93H155ZM196 92V93H195ZM242 92L244 93V94H242ZM247 92H250V91H247ZM264 92V91H263ZM91 93V92H90ZM95 93H96V91H95ZM94 93V94H95ZM143 93V94H142ZM150 93V92H149ZM165 93V92H164ZM164 93H162V95H164ZM170 93V92H169ZM187 93H184L185 94V98H186V94ZM201 93V92H200ZM238 93H240V94H242L243 95V97H244V100H242L243 98H241V101H243L244 103H242L241 101H239V99H240V95H239V99L236 97L235 98V95L236 96H238L237 94ZM254 93V94H255ZM87 94V93H86ZM160 94V93H159ZM166 94V93H165ZM178 94H180V91H179V93ZM181 94H182V92H181ZM199 94V93H198ZM203 94V93H202ZM257 94H255L256 95V98H257ZM16 95V96H17ZM24 95V94H23ZM92 95V94H91ZM149 94H147V96H148ZM151 95V94H150ZM149 95V96H150ZM156 95V94H155ZM188 95V94H187ZM204 95V94H203ZM202 95V96H203ZM242 95H241V97H242ZM15 96V97H16ZM89 94H88V98H89ZM128 96V97H129ZM148 96V98H150ZM184 96V95H183ZM198 96V95H197ZM202 96H200L201 97V99H202ZM27 97V96H26ZM79 97V98H78ZM131 97V96H130ZM146 97V96H145ZM170 99H169V98ZM180 97H182V96H180ZM180 97H178L179 99H180ZM196 97V96H195ZM195 97H193V99L195 98ZM208 97V95L206 96V98ZM8 98V100H6ZM28 98V99H29ZM43 98H46V99H48L47 101H49L48 103H45L44 101H42V99ZM86 98V97H85ZM92 98H93V96H92ZM148 98H147V101H148ZM161 98V97H160ZM165 98H167V99H165ZM198 98V97H197ZM205 98V97H204ZM259 98V97H258ZM262 98V99H261ZM30 99L29 100H27V102L26 103H28V101H30ZM45 99V100H46ZM89 99H91V98H89ZM151 99V98H150ZM153 99L154 100H156L155 98H154V96H153ZM165 99V100H164ZM192 99V98H191ZM190 99V100H191ZM210 99V100H209ZM255 99V100H254ZM12 100V101H13ZM81 100V99H80ZM79 100V101H80ZM85 100V99H84ZM130 100V99H129ZM139 100H137V101H139ZM142 100V99H141ZM141 100H140V102H141ZM235 100H237V102L235 101ZM4 101V102H5ZM13 101V102H14ZM17 101V100H16ZM83 100H81L80 102H82ZM87 101V100H86ZM93 101V100H92ZM153 100H151L150 101V103L152 102ZM160 101V102H161ZM186 101V100H185ZM193 101H196V100H193ZM202 101V100H201ZM238 101L241 103V105H239V103H238ZM18 102V101H17ZM44 102V103H43ZM79 102V103H80ZM90 101H88V103H89ZM116 102V101H115ZM114 102V103H115ZM121 102V101H120ZM119 102V103H120ZM133 102V101H132ZM0 103H2V102H0ZM6 103V104H7ZM12 102H10L9 104H11ZM29 103H31V102H29ZM42 103L43 104H45L44 106L45 107H43L42 106ZM78 103V102H77ZM83 103V102H82ZM103 103V102H102ZM113 103V104H114ZM130 103V102H129ZM136 103V102H135ZM139 103V102H138ZM147 103V102H146ZM153 103V102H152ZM151 103V104H152ZM154 103H155V101H154ZM158 103V108H159V102H157ZM191 104H192V102H190ZM197 102H195V104H196ZM204 103V104H205ZM238 103V104H237ZM3 104V103H2ZM13 104V103H12ZM47 104V105H46ZM48 104H51L49 107H47L48 106ZM141 103H139V105H140ZM156 104V103H155ZM203 104V105H204ZM211 104H213V105H211ZM8 105V104H7ZM7 105H6V107H7ZM13 105H15V103L13 104ZM143 105V104H142ZM157 105V104H156ZM164 105H161V106H163L164 107ZM187 105V104H186ZM193 105V104H192ZM2 106V105H1ZM120 106V105H119ZM118 106V107H119ZM132 106V105H131ZM136 106H138V105H136ZM141 106V105H140ZM146 106H147V104H146ZM150 106V105H149ZM181 106V107H180ZM197 106V105H196ZM201 106H202V104H201ZM10 107V106H9ZM8 107V108H9ZM28 107H30V105L28 106ZM142 107V106H141ZM144 107V106H143ZM151 107H153L152 105H151ZM156 107V106H155ZM189 107V106H188ZM191 107V106H190ZM189 107V108H190ZM203 107V106H202ZM206 107V106H205ZM216 107H215V109H216ZM84 108V107H83ZM126 108H127V105H126ZM139 108V107H138ZM157 108V109H158ZM177 108V109H176ZM192 108V107H191ZM209 108H211L212 109V107H209ZM214 108V107H213ZM13 109V108H12ZM15 109H13V112H14V110ZM35 108H33V110H34ZM42 109H43V111H42ZM87 109V108H86ZM85 109V110H86ZM110 110L112 109V108H109ZM149 109H150V107H149ZM175 109H176V112H175ZM201 108H199V110H200ZM220 109V108H219ZM222 109V110H223ZM36 111H37V109H35ZM104 110H106V109H104ZM131 110H135V111H131ZM159 110V109H158ZM159 110V111H160ZM183 110V111H182ZM196 110V109H195ZM198 110V108H197V111H199ZM207 110H208V108H207ZM210 110V109H209ZM212 110H214V109H212ZM2 111H4V110H2ZM6 111H8V109L6 110ZM22 111H25V112H22ZM109 111V110H108ZM108 111H106V113L108 112ZM111 111H113L114 112V109L113 110H111ZM118 111V110H117ZM117 111H116V114H117ZM133 112V113H131V112ZM138 111V113H134V112H137ZM151 111V110H150ZM157 111V110H156ZM196 111V112H197ZM9 112H10V110H9ZM38 112V111H37ZM77 112H80V111H77ZM87 112H89V111H87ZM104 112V111H103ZM102 112V113H103ZM119 112H120V110H119ZM158 112V111H157ZM184 114H183V113ZM1 113V112H0ZM3 113V116L6 114H4V112H2ZM1 113V114H2ZM16 113L15 114H13V115H16ZM40 113V112H39ZM84 113H86L85 111H84ZM124 113V112H123ZM47 114V113H46ZM60 114V113H59ZM63 114H62V116H63ZM79 114V113H78ZM82 114V113H81ZM88 114V113H87ZM104 114V113H103ZM110 114V113H109ZM115 114V115H116ZM199 114V115H198ZM6 115H8V114H6ZM5 115V116H6ZM10 115V114H9ZM50 115H45V116H50ZM55 115V114H54ZM66 115H68V114H66ZM74 115V114H73ZM112 115V114H111ZM195 115H198V116H195ZM0 116H2V115H0ZM18 115H16L15 116V118L17 117ZM44 116V117H45ZM55 116H57V114L55 115ZM55 116H54V118H55ZM59 116V115H58ZM61 116V115H60ZM65 116V115H64ZM117 116V115H116ZM67 117V116H66ZM78 117V116H77ZM106 117V116H105ZM109 117H110V115H109ZM113 117H115L114 116V113H113ZM1 118H3V117H0V119ZM7 118V117H6ZM13 118V117H12ZM11 118V119H12ZM14 118V119H15ZM32 118H34V119H36V118H38V119H36V120H32ZM45 118H48V120H49V117H45ZM53 118V116H52V119H54ZM69 118H70V116H69ZM69 118H67V120H69ZM74 118V117H73ZM72 118V120L70 119V121H71V123H70V121H67V123L69 122L70 123V125L72 124V121L74 120ZM8 119H10V118H8ZM31 119V120H30ZM115 119V118H114ZM151 119H152V121H151ZM2 120V119H1ZM0 120V121H1ZM7 120V119H6ZM43 120V119H42ZM42 120H40L39 119V121H42ZM45 120V119H44ZM47 120V119H46ZM45 120V121H46ZM109 120V119H108ZM2 121H5V117H4V119L2 120ZM8 121V120H7ZM15 121V120H14ZM33 121V122H32ZM44 121V122H45ZM50 121H51V118H50ZM32 122V123H31ZM109 122V121H108ZM107 122V123H108ZM1 123V122H0ZM4 123V122H3ZM3 123H1V128H2V126H3ZM40 123V122H39ZM45 123H47V122H45ZM45 123H42V124H44L45 126H46V124ZM74 123V122H73ZM191 123H193L194 124V126H192L191 125V127H194V133H195V135H193L192 134V132L190 131V129H189V127H190V124ZM49 124H50V122L48 121V127H50L49 126ZM99 124V123H98ZM97 124V125H98ZM109 124H110V122H109ZM109 124H106V125H109ZM112 124V123H111ZM117 124H115V125H117ZM33 126L35 125V124H32ZM37 125V124H36ZM35 125V126H36ZM69 125V126H70ZM72 126V125H71ZM3 127H5V125L3 126ZM26 127H27V132H26ZM31 127V126H30ZM37 127H39V125L37 126ZM43 127V126H42ZM47 127V128H48ZM52 127V126H51ZM97 127H100L99 125L97 126ZM33 128V127H32ZM35 128V127H34ZM33 128V129H34ZM105 128H106V126H105ZM107 128H109V126L107 127ZM110 128H111V125H110ZM111 128V129H112ZM146 128V130L148 129L149 130V133L148 134H150V132H152V133H154L155 135H156V138H154V136H153V138L152 139H147L149 136H147L148 134H144V131H143V135H142V130L143 129H145ZM5 129V128H4ZM6 129V130H7ZM193 129V128H192ZM38 131H39V128L37 129ZM36 130V131H37ZM42 130V129H41ZM45 130V129H44ZM43 130V131H44ZM114 130V129H113ZM18 131V130H17ZM43 131H41V132H43ZM103 131V130H102ZM117 131L115 132V133H117ZM19 132V135H21L22 136V134H20L21 132L20 131H18ZM24 132V133H23ZM29 132H30V130H29ZM31 132H32V129H31ZM45 132V131H44ZM48 132V131H47ZM105 132V131H104ZM16 133V132H15ZM51 133V132H50ZM100 133V132H99ZM41 134V133H40ZM46 134V133H45ZM101 134H103V132L101 133ZM48 135H50V134H48ZM116 135V134H115ZM24 136V135H23ZM43 136V135H42ZM46 136V135H45ZM145 136H147V138L145 137ZM25 137H27V136H25ZM39 137H41V136H39ZM23 138V137H22ZM28 138V137H27ZM27 138H25V139H27ZM58 138V139H57ZM91 138V139H90ZM150 138V137H149ZM29 139V138H28ZM40 140H42V138H40ZM38 141V142H40V143H43V142H41V141ZM58 140H59V142H58ZM88 140V139H87ZM93 140V139H92ZM23 141L25 142V140H24V138H23ZM23 142V144H25ZM93 143H96V141H93ZM23 144H22V147H23ZM62 144V145H61ZM86 144H88L87 142H86ZM87 145V146H85V144H83L85 147H88V146H90V145ZM102 144V145H103ZM26 145V144H25ZM82 145V144H81ZM100 145V144H99ZM28 146V145H27ZM67 145H65V147H66ZM40 147V148H39ZM49 148L48 150H46V151H44L45 149H47V148ZM64 147V146H63ZM64 147V148H65ZM83 147V146H82ZM93 147L94 146H92V147H90L92 150H93ZM5 148H6V146H5ZM24 148V147H23ZM45 148V149H44ZM89 148V149H90ZM55 150L54 152H52V150ZM63 150L64 152H62L61 150ZM103 149V150H102ZM6 150H8V149H6ZM91 150V151H92ZM96 150V151H97ZM11 151V150H10ZM30 151V150H29ZM95 150H93V152L95 153L96 152ZM97 151V155L99 156V152ZM92 152V153H93ZM6 153H8V152H6ZM29 153H32V152H28V154ZM54 153V154H53ZM66 154V155H65ZM95 154V155H96ZM1 155V154H0ZM4 155V154H3ZM3 155H1V156H3ZM6 155V154H5ZM25 155H27V154H25ZM25 155H23V156H25ZM31 155V154H30ZM42 155V156H41ZM43 155H45V156H43ZM94 155V156H95ZM8 156V155H7ZM7 156H5V157H7ZM34 156H35V158H34ZM39 156H41V158L39 157ZM65 156V157H64ZM98 156H96V157H98ZM26 157V156H25ZM8 158V157H7ZM20 158V157H19ZM40 158V159H39ZM64 158H66V159H68L67 161L69 162V163H66V160L64 159ZM89 158H90V160H91V158H93L92 156L90 157L89 156ZM89 158H88V160H89ZM99 158V157H98ZM1 159V158H0ZM6 159V158H5ZM17 159V161L18 160H20V162L18 163L17 161H14V160H16ZM39 159V160H38ZM87 159V158H86ZM2 160V159H1ZM0 160V161H1ZM87 160V161H88ZM89 160V161H90ZM3 162H4V160H2ZM1 161V162H2ZM8 161V160H7ZM6 161V162H7ZM92 161V160H91ZM12 162H14V163H16L17 165L15 166ZM42 162V165L40 164ZM26 162H25V160H24V163L23 164H25ZM36 165H35V164ZM71 163H73V162H71ZM76 163V162H75ZM90 163V162H89ZM94 163H95V161H94ZM26 164V166H28ZM69 165V167H71V173L73 174V177L74 178H72V182L67 178V177H69L68 176V174H69V172H68V170H69V167H68V165ZM14 165V166H13ZM0 166H4V165H2V164H0ZM4 166V167H5ZM13 166V167H12ZM32 166H31V168H32ZM78 166V165H77ZM7 167L10 169H7ZM29 167V166H28ZM79 167V166H78ZM1 168V167H0ZM3 168V167H2ZM22 168V169H21ZM30 168V167H29ZM5 169V168H4ZM3 169V170H4ZM28 169V168H27ZM49 171H48V170ZM74 169H76V171L78 170L77 168H74ZM81 169V168H80ZM102 169H103V167H102ZM104 169H105V167H104ZM8 170V171H7ZM22 170V171H23ZM31 170V169H30ZM48 172H47V171ZM106 170H104L105 172H106ZM0 171H2V170H0ZM25 171V170H24ZM29 171V170H28ZM27 170H26V172L27 173H29ZM36 171V172H35ZM65 171H67V175H66V173H65ZM3 172V171H2ZM19 172V175L17 174V176L15 175L16 173H18ZM45 172H47V174L45 173ZM73 172H74V170H73ZM80 172V170L78 171V173ZM81 172H83V170L81 171ZM80 172V173H81ZM103 172V171H102ZM1 173V172H0ZM70 173V175L72 176V174ZM75 173H77V172H75ZM77 173V174H78ZM82 174V175H83ZM15 175V176H14ZM12 176H14V177H16V178H14V179H16L17 181V184H15V180L13 179L12 180ZM78 177V176H77ZM77 177H76V179H77ZM82 176H81V179H83L84 180V183H80L81 185H84V186H90V185H85V178H83ZM93 178H95V179H97L95 182H94V180L95 179H93ZM11 179V180H10ZM4 181H2V180H0V183H3ZM37 181H39V182H37ZM82 181V180H81ZM5 182V183H6ZM73 183L74 184H76V189H75V187H73V186H75V185H73ZM18 184L21 186V187H18ZM117 184L119 185H121L122 184V188H120V187H118V188H120V189H123V186H124V188L126 189V195H125V191L123 192L124 193V195L126 196V198H125V196H124V198L122 197V195H118V193L120 194V192H117L116 190H119V189H117ZM1 186H3V188L1 187ZM69 186H71V187H73V188H71V187H69ZM5 187V188H4ZM22 190V194H21V192H20V189ZM89 187H87L86 189H88ZM125 189H123V190H125ZM23 190H25V191H23ZM62 190V191H61ZM64 190V191H63ZM91 190V189H90ZM123 190H120L121 191V193H122V191ZM61 192H65L66 194H64V195H62L63 193H61ZM117 192V193H116ZM32 195H33V197H32ZM56 195H58L59 197H56V199L58 198H60V197H62V198H64V201L63 202H61L62 204H61V206H59V208H60V210H59V213H60V211H61V209L63 210L62 212H63V214L62 215H60L59 213H57V212H55L56 211V209H57V211H58V208L57 207H55L56 209H55V213H57L55 216H53V214H54V212L52 211V209H54L52 206L55 204L56 205V200H55V196ZM100 196V197H99ZM80 197H81V195H80ZM29 198V199H30ZM33 198V199H32ZM82 199H83V197H81ZM20 199V200H19ZM24 199H26V200H24ZM18 200V201H17ZM59 200H61V199H59ZM58 201V200H57ZM75 201V202H74ZM11 202V203H10ZM12 202H14V203H12ZM15 202H17V203H15ZM59 202V201H58ZM59 202V203H60ZM85 202V203H84ZM1 203V202H0ZM5 203V202H4ZM6 203L4 204L5 205V207H6ZM20 203V204H21ZM27 203H23L24 205L26 204V205H28ZM82 204H86L85 206H83L84 208L82 209L81 208V206H82ZM0 205H2L3 207H4V205H3V203H1ZM18 205H15V206H17L18 208H22L24 205H20V206H18ZM69 205V204H68ZM2 206H0V207H2ZM15 206H11L10 208H12V207H15ZM56 206H58V203H57V205ZM88 207V209H89V211H88V209H87V207ZM3 207L1 208L2 209V211H4V212H2V214L0 213V219H1V216H3V217H6L7 216V214H5V212L6 213H8L7 211L9 210V211H11V210H16L15 212H17V213H19L17 210H19L17 207H15V208H13V209H9L8 208V210L6 209V211H5V208H4V210H3ZM8 207V206H7ZM6 207V208H7ZM44 208L43 210H46L47 208H49V207H51L50 209H51V211H52V213H51V211L49 212L48 210L49 209H47V211H48V213L51 215H49L48 213L47 214H45L46 216H50L49 218L48 217H45L44 216V214L42 213V212H45V211H41V213H42V215H43V217H42V219H41V217L40 216H42V215H40L41 213L39 212L42 208ZM64 207V206H63ZM41 208V209H40ZM87 209V211L88 212H86L85 210ZM24 209H27V208H24ZM23 209V210H24ZM22 210V209H21ZM20 210V211H21ZM71 210V209H70ZM27 211V212H26ZM25 212L28 214L29 213V211H28V209L26 210ZM31 211H30V213H31ZM46 211V212H47ZM85 211V212H84ZM94 211L96 212L95 213V215L99 212V213H101L100 215L99 214H97L98 215V217H97V215H96V217L97 218H99V219H97V218H95V220L94 219H90V217H91V215H92V213H94ZM45 212V213H46ZM65 212V213H64ZM5 215H4V214ZM12 213H14V212H12ZM21 213V212H20ZM25 213V214H26ZM77 213H79L78 215H77ZM86 213V215H85V217H83V218H87L88 220H90V226H88L87 224H88V222H86L87 224V226L88 227H90L89 229H88V227H86L87 229H85V222L81 219V220H77V218L78 219H80L81 218V216H83V214H85ZM89 213H91L90 215H88ZM16 214V213H15ZM58 214H59V216H58ZM80 214H82V215H80ZM14 215V214H13ZM17 215V214H16ZM15 215V216H16ZM19 215V214H18ZM21 215V216H20ZM19 215V217H18V219H20V217H21V219H20V222H22L23 220H22V216L24 215L23 213L22 214H20ZM29 215V214H28ZM27 215V218L25 217V220L23 221V223L25 222V221H30L29 219H28V217H30V216H28ZM94 215V214H93ZM93 215H92V217H93ZM15 216H13L14 218H15ZM26 216V215H25ZM70 216L71 217H73L74 215L72 214H70ZM69 216V217H70ZM79 216H80V218H79ZM2 217V219H4ZM17 217V216H16ZM24 217V216H23ZM33 217V218H32ZM31 217V219L33 220H31L32 222H34L35 220V218H34V216H32ZM51 217H53V218H51ZM60 217H63V218H61L60 219ZM95 217V216H94ZM93 217V218H94ZM7 218V217H6ZM5 218V219H6ZM10 218V217H9ZM44 218V219H43ZM74 218V217H73ZM16 219L17 218H15V222H16ZM24 219V218H23ZM27 219V220H26ZM37 219V218H36ZM49 219V220H50ZM74 219V220H75ZM87 219H86V221H87ZM11 220H13V218L11 219ZM22 220V221H21ZM38 220V219H37ZM37 220H36V223H37ZM39 220V221H40ZM49 220L46 222V223H43V224H46V226L47 225H49V224H51L50 222H49ZM70 220H72V219H70ZM70 220H68V221H70ZM38 221V223H40V225H41V221L39 222ZM63 221L64 220H62V224H63ZM78 221V222H77ZM91 221H92V223H96L97 224V226L96 227H94V225L92 224V226H91ZM94 221V222H93ZM2 222V221H1ZM5 222V221H4ZM4 222H2L3 223V225H5V224H9L8 222H9V220H8V222L6 221L5 222V224H4ZM11 222V221H10ZM17 222H19V220L17 221ZM20 222H19V224H20ZM42 222H44V221H42ZM49 222V223H48ZM67 221H65L64 223H66ZM73 220L70 222V223H68V224H66L65 226H64V224L62 225V226H64V227H61V225L59 226L58 225V223L57 224H55V222H53L54 224H55V226H57L58 225V228H57V230L59 231V228H61V230H68V229H66L65 227H67V226H69V227H71L72 228V226L74 225L73 223ZM1 223V224H2ZM26 223H28V222H26ZM26 223H25V226H26ZM30 223V227L31 228H33L32 227V223L31 222H29ZM37 223V227L36 228H38L40 225ZM48 223V224H47ZM72 223V224H71ZM11 224H13L14 225V222L12 221L11 222ZM18 224V223H17ZM43 224H42V227H43ZM54 224H52L53 226V228H54ZM70 224V225H69ZM16 225V224H15ZM29 225V224H28ZM34 225H36L35 224V222H34ZM45 226V225H44ZM4 227V226H3ZM2 227V228H3ZM5 227H6V229L8 230V228H7V225H5ZM8 227H9V225H8ZM15 227H17V228H19V226H15ZM51 227V225H49V227L48 228H52ZM68 227V228H69ZM1 228V227H0ZM0 229V230H5L6 231V229L5 228H3V229ZM10 228V227H9ZM27 228H29L28 226H27ZM30 228V229H31ZM35 228V229H36ZM44 228V227H43ZM43 228H41V230H43ZM56 228H54L53 229V231L55 232V231H57L56 230ZM62 228H64V229H62ZM71 228H69V230L71 229ZM72 228V229H73ZM79 228V229H78ZM34 229V228H33ZM45 229L47 230V228L45 227ZM44 229V230H45ZM50 229H48V231L47 232H49V236L48 235H46V234H44L45 232H46V230H45V232H44V230L42 231V233L44 234H42V236H41V232H40V227L37 229L38 231H36V233L37 232H39V233H37V234H39L41 237H45V236H48V237H50V235L51 234H54V232H52ZM11 230V229H10ZM14 230V229H13ZM13 230H11V231H13ZM52 232L51 234H50V231ZM68 230V231H69ZM77 230H74V231H77ZM87 230V231H86ZM5 231H3V233H4V235H5ZM18 231V230H17ZM32 231V230H31ZM31 231H30V233H31ZM68 231H64V232H66V234L68 235ZM1 232V231H0ZM7 232V231H6ZM27 232V231H26ZM33 232V231H32ZM61 232H63V231H61ZM59 233V232H57V233H59V235L62 237V235L63 234H65V233ZM72 232H73V230L71 231H69V233L70 234H72ZM82 232H86V233H81ZM9 233H11V232H9ZM15 233H16V230H15ZM29 233V232H28ZM1 234H2V232H1ZM26 234V233H25ZM24 234V235H25ZM65 234V235H66ZM84 234V235H83ZM2 236L3 237V239H2V237H1V235H0V239H1V242H6V244H7V241H5L4 240V238L6 239L7 237H9V235H8V233H7V237L6 236ZM55 235V236H54ZM54 235H51V236H53V237H55V243L54 244H58L59 242H61L62 240H66V238L68 237L67 235V237H63V239L62 238H59V235L58 234H54ZM29 236H30V234H29ZM70 236V238H72L71 236L72 235H69ZM17 237V236H16ZM38 237V236H37ZM41 237H39V238H41ZM56 237L60 240V239H62V240H60V241H58L57 243H56V241L58 240H56ZM12 238V237H11ZM14 238H15V236H14ZM13 238V239H14ZM30 238H33V236L32 237H30ZM29 238V239H30ZM47 238V237H46ZM52 238V237H51ZM50 238V240H53V239H51ZM65 238V239H64ZM78 238V239H77ZM10 239V238H9ZM2 240H4V241H2ZM6 240H8V239H6ZM11 240V239H10ZM27 240V239H26ZM40 240V239H39ZM49 240V241H50ZM12 241V240H11ZM17 241V240H16ZM30 241V240H29ZM32 241V240H31ZM40 241H42V240H40ZM46 241V243L47 242H49V241H47V240H45ZM54 241V240H53ZM69 240H68V238H67V240H66V243H68V245H69V243L70 242H68ZM9 242V241H8ZM13 242V241H12ZM14 242H15V239H14ZM13 242V243H14ZM52 242V241H51ZM50 242V243H51ZM62 242H64V241H62ZM32 243V242H31ZM37 243H39V242H37ZM44 243V242H43ZM0 244H2V243H0ZM10 244V243H9ZM12 244V243H11ZM39 244H41V242L39 243ZM48 244V243H47ZM53 244V243H52ZM73 244H74V247H73ZM4 245V244H3ZM2 245V246H3ZM16 245V243L14 244V246ZM30 245V243L28 244V246ZM32 245V244H31ZM35 245V244H34ZM50 245V246H49ZM60 244H58V245H56V247L57 248H59V246H61ZM6 246H8V245H6ZM14 246L12 247V249L14 248ZM37 246V245H36ZM43 246H45L44 244H43ZM47 246V245H46ZM48 246L51 248V244H48ZM52 246H54V245H52ZM4 247V246H3ZM2 247V248H3ZM40 247H42L41 245H40ZM55 247V248H56ZM77 247V248H76ZM38 248H39V245H38ZM43 248V247H42ZM42 248H40V249H42ZM61 248V247H60ZM59 248V249H60ZM61 248V249H62ZM65 248H63V250L65 249ZM75 250H74V249ZM6 249H8V248H6ZM11 249V250H12ZM55 250L54 248H51V249H49V251L50 250ZM3 250V249H2ZM72 250V251H71ZM14 251V250H13ZM42 251V250H41ZM73 251H74V253H73ZM39 252H40V250H39ZM63 252H66V249H65V251H63ZM6 253V252H5ZM15 253V252H14ZM30 254H32L31 252H29ZM29 253L27 254L28 255V257L26 256H24V259H22L23 258V256H22V262H23V260H25V258H26V262H27V260L31 257L32 259H35L36 257H32V255H34V253L32 254V255H30V257H29ZM41 253V252H40ZM53 253H54V251H53ZM53 253H51V256L52 255H54ZM67 253V252H66ZM10 254V253H9ZM12 254V253H11ZM10 254V255H11ZM36 254H38L37 252H36ZM56 254V253H55ZM62 254H64V253H62ZM73 254H75V256L73 255ZM16 255V254H15ZM14 254L12 255V256H15ZM18 255H19V253L17 254V257H18ZM22 255V254H21ZM45 255V254H44ZM57 255V254H56ZM72 255H73V257H72ZM12 256H10V257H12ZM39 256H41L40 254H39ZM43 256V255H42ZM48 256V255H47ZM46 256V257H47ZM50 256V257H51ZM64 256V255H63ZM8 257L9 256H7V258H6V260H8ZM45 257V258H46ZM49 257V260L50 259H57L58 260V257H61V256H52V258H50ZM56 257V258H55ZM14 258V257H13ZM13 258H10L8 261H10V262H14V261H11V260H13ZM15 258H16V256H15ZM28 258V259H27ZM41 258H43V257H41ZM45 258H44V260H45ZM66 258V256H65V259H67ZM21 259L19 258V260H20V263H22L21 262ZM47 259V258H46ZM64 258H63V260H61V261H66V262H69V260L67 259V260H65ZM110 259H111V261H110ZM18 260V259H17ZM19 260H18V264H20L19 263ZM43 260V262H45ZM48 259L46 260V262L47 261H49ZM70 260V262L72 263V261ZM6 262V261H1L2 263H4V262H6L5 264H7V263H9V262ZM30 261V260H29ZM28 261V263L29 264H33L32 263V261H30L29 262ZM38 261V260H37ZM53 263H50V264H54V262L57 264V262H56V260L55 261H53V260H51ZM107 261H110V262H107ZM25 262V261H24ZM23 262V264H25ZM34 262H35V260H34ZM42 262V261H41ZM42 262V263H43ZM66 262L64 263V264H66ZM73 262H75V261H73ZM103 262V263H102ZM2 263H0V264H2ZM15 263H17V262H15ZM28 263H26V264H28ZM35 263H37V262H35ZM61 263H63V262H61ZM117 263V262H116ZM14 264V263H13ZM38 264V263H37ZM49 264V263H48ZM58 264H60V261H58ZM68 264H70V263H68ZM72 264H77L76 262L75 263H72Z\"/></svg>",
    "mask_w": 264,
    "mask_h": 264
},
{
    "label": "rangeland",
    "instance_id": "2",
    "mask_svg": "<svg viewBox=\"0 0 264 264\" xmlns=\"http://www.w3.org/2000/svg\"><path fill=\"white\" fill-rule=\"evenodd\" d=\"M38 1V2H37ZM58 1H59V3H58ZM61 0H0V23H2V26L0 27V31L2 32H0L2 35H0V40L2 39V37H3V40H1V41H5V40H8L9 41V44H11V42H12V44H15L16 42V44H19L20 45V41L18 42L17 40H18V38H19V40H20V38H21V42H22V40H23V43H24V45L22 46L23 47V49H24V47H26V50L27 51H30V49L32 50V48L33 49H36L38 52H39V50L40 49H42V47H45L44 49H42L43 50V52H44V50H48V49H50V50H48V53L50 54H52V52L51 51H53L54 53H56L57 55H58V57H56V54H50L51 56H50V58L47 56V58H48V60H53V62L51 61H48V60H46V59H44L46 62H49L48 64L49 65H47V63H44L45 61H43L42 60V67H44L43 66V64H46L47 66H45L48 70H46V68L44 69V68H42L41 66V68L38 66V70H37V67H35L36 68V70L37 71H33V72H30V73H28V74H26L27 76L29 75H38V74H40V76H37V77H34V78H37V79H39L40 81L42 80V78L40 79V77H43V81H42V83L44 82V80L46 81V82H48V81H50L49 79H52V75H53V81H57L56 80V78L58 79V80H60V82H58V83H61V84H63L62 83V81H61V79L63 80H65V78H67L66 79V81L69 83V84H73V85H77V84H79L78 83V81L77 82H75L76 80H75V75H74V73H73V70H74V67L76 66V64H77V66L75 67V68H77L79 65L82 67L83 65L85 66V64L84 63H82L83 62V60L82 59H80L81 58V49H82V51H83V48L84 49H86L85 47H87V46H89V47H87V48H90V49H93V46H95L94 47V49L95 50H97V48H102V47H104L105 49H107L108 51H107V53H108V57H109V59H108V57L106 58L105 57V59H104V57H103V59H102V56L100 57L101 59H100V66H102V68L100 67V72L97 74V77H99V78H101V76H102V74H103V67H107L108 65V67H110V65H111V67H113V65H114V67H116V68H118V69H122L121 71L122 72H125V76L126 75H128L129 76V74H130V76L129 77H131L132 75L131 74H133V76L135 77V81L136 80H140V81H143V82H141V83H144V80H145V78L147 79V80H145L146 82L144 83V85L146 86V87H148L149 85L147 84L150 80L152 81H150L151 83H150V86L149 87H151L150 89H149V87L148 88H146V90L147 89H149V92L148 93H142L143 95L142 96H144V98H146V99H144L145 101L144 102H142L143 101V97L140 99L141 100V102H140V100L138 99V98H136L135 100H133L135 97H132V94L128 97H121L120 99H117L116 100V98H114L113 99V97L114 96H112V94H110L109 93V91H108V88H110V87H106V90L108 91V93H107V95H106V98H107V103L109 104L108 105V107L107 108H105L106 106L104 105V101H103V99L98 95V93H97V90H96V86H95V84H92L93 83V81L91 80L90 81V79H88L89 77L91 78V75L90 74H92L93 73V71H89V70H87V71H85V72H83L84 73V75H83V73H82V75H81V82L80 83H82L81 85H84V86H82V88L83 89H85V92L87 93H85V95H84V98H83V94L82 95H79V97L81 96V98H79L78 100H77V102H76V104L78 105L77 107H79V106H82L83 104H84V101L86 102V104H84L83 105V107H79V108H77L76 109V112H75V110H73V111H67V112H65V114H63L64 112H56V113H53V115H52V113H51V115L50 114H48V110H47V112H46V107L44 106L45 104H43L44 102L45 103H48L49 101H47L48 99H46V98H43L42 99V101H44L43 103H42V106L43 107H45V108H43L44 109V114L45 115H50V116H45V115H43L42 114V117L43 118H39L40 120H42V121H39V119L38 118H36V119H38L37 121H35L36 123H32V124H37L36 126L34 125H30L29 126V128L30 129H28V132H27V127H26V132L27 133H29V134H26V133H24V134H22V132L21 131H25V128H23V129H14L15 128V126H13L14 128H9V129H7L6 127L7 126H10L11 124H12V121H10V120H13V123H14V125H16L15 124V122H16V119H17V124H18V117H22V115H23V117L24 116H27L26 115V113L28 114L29 112H32V114H30L29 113V115L28 116H32V115H34L35 114V112L36 113H38V114H41V110H40V108H38V107H36V106H34L33 105V107L31 106L32 104H33V100H31L30 98H29V96L24 92L23 93V91H24V89H23V91H22V88H23V85L21 86V83H23L24 84V80H25V78H26V81H28V79H29V76L27 77L26 75H25V78H24V80L21 82V81H19V80H21V77H19V76H16L15 74H18V73H14V71L12 70V69H10L9 71H6V70H4L5 72H6V76L4 75V71L2 70V69H0L2 72H1V74H0V82H1V84L3 85V83H5V85H6V87H5V85H3V88L2 87H0V88H2V89H0V90H2V91H0V95H1V92H2V95L4 94V89L5 88H9L10 89V86H11V84H12V86H11V88H14L15 87V85L14 84H16V82L15 81H17V87H20V89L18 90L17 88H14V89H17V90H15V91H17L16 92V95L17 94H20L21 92V98H23L24 96H25V94H26V96L23 98L26 102H27V100H29L30 99V101H28V103H26V102H24V100L23 99H21L20 97H19V95H15L13 98L14 99H16L14 102L12 101V100H10V98H9V102L7 103L5 100V102L3 101V99H5V98H3L0 102H2V103H0V112L2 113V112H4V114L6 113V114H8V115H4L3 116V113L1 114L0 113V115H2V116H0V117H3V118H1L2 120L4 119V117H5V121H2L1 119V123H3V126L5 125V127H3L2 126V128H1V123H0V154L1 155H3V156H1L0 155V158L2 159V160H4V162L2 161H0V164H2V165H4L5 166V163H6V166L7 165H9V166H11L12 164L9 162L11 159L13 160V158H18V159H20V160H22L21 158H25L24 160H25V164H23L24 163V160H22L21 161V163H19L20 162V160H18L17 161V159L16 160H14V161H17L19 164L18 165H22V167H23V165H24V167H26V168H24V170L22 171H20V175H19V172L18 173H16L15 175L17 176V174L19 175V176H21V177H18V183L19 184H21V183H23L24 185H22V188L23 187H25L24 189H26L27 187L29 188V189H26V191H27V193L28 194H23V196L21 197V199L23 200V197H24V195H27L26 197H28V195L29 194H31L32 193V191L29 193V191L30 190H32L31 188H30V185H32V184H30V182H29V184L26 186V184H25V182H24V180L25 179H27L26 178V174H28V176H30V175H32L33 173H34V170H36L37 169V165L36 166H32V168H31V166L30 165H28L27 163L29 162V161H27V159L29 160L30 158L32 159L33 157H31L32 155H33V153H35L34 152V150L35 149H38V148H34V147H37L39 144H42V145H39V146H43V144L45 143V142H48V141H45L44 142V137H48V136H54V138H55V136H57L58 138H59V140H60V143H62L61 145V147L60 148H62V149H68L67 151L65 150V152H67L65 155H66V157H68V159L70 158L71 160V162H73V163H71L68 159H66V158H64L65 160H66V163H69V165L73 168V166L75 165V167L74 168H77L78 170L76 171V169H71V167H69V165H68V167H69V170H68V172H69V174H68V176L69 177H67L69 180L71 179L72 180V178H74L75 177V179H73L74 180V182L76 181V182H78V181H80L79 182V185H80V189H81V192L83 191V188L85 187V189H84V193H85V190H88V191H92L93 190V186H92V188H91V185H92V183H91V181H92V179L91 178H88L89 180H90V184L89 183H87V181H89L88 179H87V177L88 176H90L89 174H91L92 173V176L93 177H96V178H98L99 180H101L100 179V177L101 178H105V177H107V179H108V176H109V172H107L108 170H106V167L108 166V165H106V166H104V164H103V162H105V160L103 161V160H101L100 161V159H103V158H101L100 156V152H103V151H101V149H100V151H98L97 150V148L95 149V147L96 146H98L99 148H103L104 147V145L105 144H103V137L105 136V133H106V129H107V132H109L108 130H112V134H114V136H117L118 134H119V132L121 131H117V128H118V124H117V122L116 123H114L113 124V122L114 121H117L116 119V117H118V116H120L121 114L124 116L125 114H126V109H138L139 110V113L140 112H142L143 111V113H142V115L143 116H145L146 118H147V116H148V118L147 119H150L149 117H153V119L154 118H156L157 117V114L159 113V112H161V110H164V108H165V105L164 104H161L162 103V101L160 102V101H158V99H162L163 98V96L165 97V96H169V97H171V99L173 98V100H175L174 99V97L176 98L177 96L178 97H180V96H182V97H180V99L177 97V99L178 100H181V99H183L184 100V103H182L183 102V100H181V101H179L180 102V104L182 103V105L181 106H183V107H181L183 110H185V106H186V109H187V111L185 110V116H187V114L189 113V111L191 110V109H193V111H194V113H199V114H201V112L204 110V111H213L214 112V116H216V117H218V116H220V114H223L224 112V114L225 115H228V114H226L227 113V111H224V109L223 108H221V106H219L218 107V105H217V107L215 106V105H213V104H211V105H213V106H210V102H209V105H208V107H207V104L206 103H208V98H210L211 99V97H209L210 95V93L209 92H212L213 91V89H211L210 90V88H207L208 87V85H207V83L205 82V80H204V82H202L203 81V79H205L204 77L203 78H201L204 74H202V73H208L209 72V70L208 69H211L212 67H214V68H212L213 70L214 69H216V67H217V70L219 71V69H220V71H221V66H222V70L223 69H225L224 67H228V68H226L227 69V72L225 73L226 74V76H227V73L228 72H234V76L235 75H237L236 76V80L237 79H239L240 78V76L239 75H244V73L246 74V78H248V75L247 74H249L250 75V73L251 72H253L250 68H253V67H250V66H248L249 64H247L246 63V61L247 60H250V62H251V64H253L252 63V61L254 62V60H255V62H256V60L258 59L259 61H257V63H258V65H259V62H260V60L261 59H263L264 58V0H62L61 2H60ZM37 2V3H36ZM39 2H42V4H44V5H46V4H48V8L46 7V9L44 8V6H41L42 4H40ZM63 2V3H62ZM36 3V4H35ZM46 3V4H45ZM56 3V4H55ZM61 3V4H60ZM4 4V5H3ZM32 4H34V6H35V8L33 9V5ZM39 4H40V6H39ZM58 4H60V5H58ZM62 4H64V5H62ZM53 5V8L54 9H50L49 10V8H52L51 6ZM55 5H57L58 7H60V8H62L63 6L65 7V10H64V7L62 8V9H60L61 11H62V14L65 12V14H63V16H64V18H66V20L64 19V22H63V26H60V29L61 28H63V29H61L60 30V33H57V32H59V31H57L55 34L53 33V28H54V25H53V22H52V24L51 25H53V26H51L50 25V22L52 21H50V19H51V17H50V14L51 13H49V12H52L51 10H53V12L55 11H57L58 12V10H59V8H57V6L55 7ZM5 6V7H4ZM36 6H37V9H38V11H37V9H36ZM223 6H225V7H223ZM3 7H4V10H3ZM8 7V8H7ZM39 7V8H38ZM40 7H41V11L43 10L44 11V14H43V11L41 12L40 11ZM2 8V9H1ZM32 8V9H31ZM57 10H56V9ZM6 9H7V11L9 12L8 14H9V16H8V14H7V11H6ZM28 11H27V10ZM36 12V14H35V12ZM47 10V11H46ZM40 11V12H39ZM64 11V12H63ZM6 14H5V13ZM33 14H31V13ZM34 12V13H33ZM38 12V13H37ZM27 13V14H26ZM41 13V14H40ZM20 14V15H19ZM29 14V15H28ZM39 16H38V15ZM231 15L230 17H232V15H234V19H235V21H237V22H235V24L237 25L238 24V29L240 30V32H238L237 33V31H233L232 29H234V27L232 28L231 26H230V24H231V22H233V21H230L229 23L230 24H228L227 26H229V28L225 25L227 22H228V20L230 19L229 18V16L228 15ZM2 15H4V16H2ZM19 17V18H17L18 19V21L17 22H19V25H20V23L22 22V24L25 26V28L23 29V26H22V29H19L20 28V26L19 25H17L18 23H16V19L14 20V18H16L17 16ZM31 15V16H30ZM36 15V16H35ZM50 17V19H48V17ZM68 15V16H67ZM21 16H23V17H21ZM29 16V17H28ZM34 16V17H33ZM46 16V17H45ZM137 16V17H136ZM4 17H6L8 20V24L6 25V24H4L3 22H6V18H4ZM25 17V18H24ZM39 17L40 19L42 18V19H44V17L45 18H47V19H44V20H40V19H37V18ZM72 17V18H71ZM4 18V19H3ZM12 18V19H11ZM30 20V21H33L34 22V20H35V22H38V23H35L34 22V24H35V26H36V24L38 25V27H40L39 26V24H42L41 25V27H40V29H42V27L44 28V30H45V28H46V30L44 31V32H46L47 30H48V28H49V30H50V32L52 33V35L54 34V38L56 37V41L53 39V36H52V38L51 39H53L54 41H52V40H49L50 42H47L48 40H46L45 41V39H43V38H36L37 36L34 34V36H31L32 34H33V32L31 33V28H30V26H29V23H26V22H28V19ZM32 18V19H31ZM70 18V19H69ZM135 18V19H134ZM137 18V19H136ZM229 18V19H228ZM4 21H3V20ZM26 19V20H25ZM34 19V20H33ZM169 19H171V21L169 20ZM232 19H233V17H232ZM15 22H14V21ZM24 22H23V21ZM70 20V21H69ZM134 20H135V22H134ZM163 22H161V21ZM231 20V19H230ZM3 21V22H2ZM12 21V22H11ZM21 21V22H20ZM26 21V22H25ZM45 21V22H44ZM66 21V22H65ZM139 21V22H138ZM143 21V22H142ZM154 23H153V22ZM156 21H157V23H156ZM159 21V22H158ZM172 21L174 22V24L172 23ZM43 22V23H42ZM73 22H75V23H73ZM151 22V23H150ZM164 22H165V24H164ZM167 22V23H166ZM10 23H11V25H10ZM13 23L16 25H13ZM46 23V25H44ZM47 23H49V25L47 26ZM81 23H83V24H81ZM123 23V24H122ZM141 23V24H140ZM153 23V24H152ZM170 24L169 26L167 25V27H166V24ZM173 25H172V24ZM33 24V25H34ZM65 24V25H64ZM68 24V25H67ZM70 24V25H69ZM78 24V25H77ZM80 24V25H79ZM121 26H120V25ZM140 24V25H139ZM235 24H233V25H235ZM1 25V24H0ZM3 25H5L4 26V28H3ZM10 25V26H9ZM44 25V26H43ZM154 25V26H153ZM9 27V29L7 30V28ZM14 27V28H12V27ZM19 26V27H18ZM28 26H29V28H30V30L28 29ZM67 26H68V29H67ZM10 27H11V29H10ZM18 27V28H17ZM37 27V26H36ZM53 27V28H52ZM66 27V28H65ZM79 27V28H78ZM82 27V28H81ZM170 27V28H169ZM236 27V26H235ZM72 28V29H71ZM84 28H85V30H84ZM230 28H232L231 30H230ZM5 29H6V31H7V33H9V35L7 34V33H3V30H4V32H6L5 31ZM15 31H14V30ZM28 29V30H27ZM88 31H87V30ZM90 29V30H89ZM236 29H237V27H236ZM235 29V30H236ZM9 30H10V32L12 31V33H10L9 32ZM24 30H26V31H24ZM63 30V31H62ZM84 30V31H83ZM14 31V32H13ZM22 31H23V34H21L22 33ZM67 31H69V32H67ZM76 31V32H75ZM87 31V32H86ZM19 34H18V33ZM25 32V33H24ZM49 32V31H48ZM65 32V33H64ZM73 32V33H72ZM235 32H236V34H235ZM63 33V34H62ZM90 33L92 34V35H90ZM25 34V35H24ZM57 34V35H56ZM59 34V35H58ZM77 34V35H76ZM78 34H81V35H79L78 36ZM4 35V36H3ZM16 35H17V37H16ZM19 35H21V36H19ZM28 35V36H27ZM60 35H62V36H60ZM63 35H65V36H63ZM83 35V36H82ZM7 36V37H6ZM26 36V37H25ZM32 38V40H31V38ZM59 36V37H58ZM66 36H68V37H66ZM71 36V37H70ZM81 36V37H80ZM89 36V37H88ZM95 38H93V37ZM28 37V38H27ZM33 37H34V41H33ZM63 37V38H62ZM67 39H66V38ZM87 37H88V39H91V41L90 40H88L87 39ZM93 39H92V38ZM190 37H192L191 39H189ZM195 37V38H194ZM6 38V39H5ZM16 38H17V40H16ZM24 38V39H23ZM26 38V39H25ZM28 39H30V40H28ZM38 39H40L41 40V42L43 43V44H39V45H37L36 46V44H38L39 43V41H37ZM58 39H60V40H58ZM63 39V40H62ZM98 39V41H92V40H97ZM120 39H121V41H120ZM16 40V42H14ZM27 40V41H26ZM44 40V41H43ZM64 40H66L65 42H64ZM191 40H192V43L194 44H192L191 43ZM217 40H219V42H218V44H211V42L212 43H215ZM62 41V42H61ZM84 41V42H83ZM86 41V42H85ZM110 43H109V42ZM118 41V42H117ZM197 41V43H195V42ZM31 44H30V43ZM38 42V43H37ZM40 42V43H41ZM47 42V43H46ZM54 42H55V44H54ZM69 42H71V43H69ZM77 42V43H76ZM88 42V43H87ZM90 42V43H89ZM96 42H98V43H96ZM105 42H107V43H105ZM113 42V43H112ZM114 42H116L115 44H114ZM122 42L124 43V44H126V45H122ZM199 42V43H198ZM1 43V42H0ZM4 43V42H3ZM8 42L7 41H5V43L4 44H7ZM22 43V44H23ZM59 43V44H58ZM65 43H66V45H65ZM94 44V45H91V44ZM100 43V44H99ZM103 43V44H102ZM114 44V46L112 45V44ZM120 43V44H119ZM210 43V44H209ZM30 45V46H28V45ZM35 44V45H34ZM47 44V45H46ZM50 44V45H49ZM53 44H54V46H53ZM56 44H57V46H56ZM64 44V45H63ZM88 44V45H87ZM91 46H90V45ZM107 44L109 45V44H111L112 46H107ZM190 44H192V46L190 45ZM198 44V46H196ZM206 44L207 45H209V46H211V48L213 49V51H212V49L210 48V47H207L206 46ZM42 47H41V46ZM44 45V46H43ZM53 47H52V46ZM60 45V46H59ZM72 45V46H71ZM82 45V46H81ZM83 45H84V47H83ZM102 45V46H101ZM116 45V46H115ZM117 45H118V47H117ZM136 45V46H135ZM168 46V47H166V46ZM203 45H204V51H207L205 54L202 52L203 51ZM41 47V48H39V47ZM50 47V48H48V47ZM58 47L57 49H56V47ZM101 46V47H100ZM108 48H107V47ZM119 46L122 48H120L121 50H119ZM126 46V47H125ZM129 46H130V49H129ZM169 46H170V48H169ZM200 46V47H199ZM215 46H216V48H215ZM30 49H29V48ZM133 47L135 48V49H137L136 51H135V49H134V51H132V52H130L131 50H133ZM139 47V48H138ZM166 47V48H165ZM189 47H192V48H189ZM193 47H194V49H193ZM202 47V50L200 49ZM217 47H218V49H217ZM219 47H220V49L221 48H223V49H221L220 50V52H219ZM28 48V49H27ZM47 48V49H46ZM81 48V49H80ZM117 48H118V51H116L117 50ZM126 48H128V49H126ZM167 48H169V49H167ZM196 48H197V53H196ZM199 48V49H198ZM215 48V49H214ZM244 48V49H243ZM247 48V50H245ZM39 49V50H38ZM58 49H59V51H58ZM61 49V50H60ZM66 49V50H65ZM80 49V50H79ZM99 49L97 50V51H99ZM126 50L128 53H133V55L134 54H136L137 55V57H139L140 56V58L136 61L137 63H138V61L140 62V64L141 65H143V66H141L139 63H138V65H140L141 66V69H140V67L139 66H134L133 67V64L130 66L129 65V63H128V66H130V67H128V66H126L127 64H122V66H124V67H119V66H117V64L115 63L116 61V59H122L123 57H120L121 55L118 53V52H121V51H124V50ZM139 49V50H138ZM163 49H165V50H163ZM179 50V51H177L178 53L177 54H179V55H181V57H182V59H181V57L179 56V55H177L176 54V50ZM193 49V50H192ZM224 49H227V51L225 50L224 51ZM244 50V51H241V50ZM1 50V49H0ZM25 50V49H24ZM65 50V51H64ZM79 50V51H78ZM112 50V51H111ZM114 50V51H113ZM130 50V51H129ZM143 50V51H142ZM166 50H168V51H166ZM169 50H172V52L171 51H169ZM188 50V51H187ZM200 50V51H199ZM216 50H218L217 51V53H221V52H223L222 53V55H216V53L214 52V51H216ZM223 50V51H222ZM231 50H233V51H231ZM248 50H250V54L253 52V57L256 55V54H258V58L256 59L255 57V59H253L252 60V58L250 57H247V58H244V62L246 63L245 65H247L248 66V70H246L247 68H244V63L242 64V57H243V55H244V52L246 53ZM41 51V50H40ZM45 51V52H46ZM56 51V52H55ZM64 51V52H63ZM138 51H140L141 53H140V55L138 56V54L137 53H139ZM147 51V52H146ZM175 53H174V52ZM180 51H182V52H180ZM191 51V52H190ZM193 51H195V52H193ZM209 51V52H208ZM210 51H211V53H210ZM236 51L238 52L237 54H238V56L240 55V54H243L241 57H239V58H241V61H240V59L239 60H237V58H238V56L237 55H235L234 53H236ZM241 51V53H239ZM252 51V52H251ZM31 52V51H30ZM32 52H35V50H32ZM42 52V51H41ZM73 52V53H72ZM78 52H80V53H78ZM114 52V54H115V52H116V54L115 55H117L116 57H114L115 55L114 54H111V53H113ZM145 52V53H144ZM150 54H149V53ZM164 52H165V54H164ZM166 52H169L168 54H170V53H173L172 55H174V57L177 55V57L175 58V61H177V62H181V63H177L176 65H175V61L173 62V60L172 59H170V56H172V55H168ZM191 54H190V53ZM226 52L228 53H230L231 52V55H232V58L233 59H231V56L228 58V55H230L229 53L228 54H226ZM243 52V53H242ZM249 52V51H248ZM61 53V54H60ZM67 53V54H66ZM126 52L124 51V54H125ZM128 53L125 55L126 57H131V58H133L130 54V56L128 55ZM149 54V55H147V54ZM153 53H154V56H153V58H155L156 57V59H153V60H156L155 61V63L157 64V65H152V63L154 62H151V65L150 64H148L147 65V67L148 66H150V67H146V64H147V56L150 58V56H152L153 55ZM189 55H188V54ZM193 53V54H192ZM198 54V55H196V54ZM208 53V54H207ZM225 53V54H224ZM256 53V54H255ZM66 54V55H65ZM109 54H111V55H113V56H111V55H109ZM122 54V53H121ZM141 54H143L142 56L145 58V56H146V60L143 58V57H141ZM169 56H167V55ZM176 54V55H175ZM184 54H185V56L187 57V59H190L189 60V63L191 64H193V65H191L192 67H190V68H194V70L192 69H188V67H187V65L188 66H190V64L189 63H186L185 62V60L187 61V59L185 58V56H184ZM201 54V56H199ZM208 56H207V55ZM215 54V56H213V57H211V55H214ZM73 55V56H72ZM76 55V56H75ZM118 55H119V57H118ZM123 55V54H122ZM136 55H134V56H136ZM145 55V56H144ZM183 55V56H182ZM223 55H226L225 57H222ZM234 55L235 56H237L236 58L234 57ZM260 55L261 56H263V58H260ZM61 56V57H60ZM72 56V58H70ZM124 56V55H123ZM125 56H124V59H125ZM164 56V57H163ZM180 58H179V57ZM192 56V57H191ZM197 56H199L198 58L199 59H202L201 61L197 58ZM203 56V57H202ZM206 56V57H205ZM51 57H55L54 59L53 58H51ZM63 57V58H62ZM66 57V58H65ZM76 57V58H75ZM113 57H114V60H113ZM136 57V58H137ZM190 57V58H189ZM196 57V58H195ZM209 57H210V59H209ZM70 58V59H69ZM111 58H112V60H111ZM116 58V59H115ZM128 58V59H129ZM135 58V57H134ZM135 58V59H136ZM164 58V59H163ZM172 58V57H171ZM184 58H185V60H184ZM194 58V59H193ZM204 58V59H203ZM214 58V59H213ZM217 58H219V60L217 59ZM223 58V59H222ZM229 60H228V59ZM63 59V60H62ZM69 59V60H68ZM73 59V60H72ZM76 59V60H75ZM107 59V60H106ZM142 59H144L145 60V66H144V63L142 64V62L140 61V60H142ZM172 60V62L170 61V60ZM177 59V60H176ZM192 59V60H191ZM212 59V60H211ZM233 60L232 62H234L236 65H234V63L232 64V63H230V64H228L229 62H231V60ZM234 59H236V60H234ZM247 59V60H246ZM54 60H56V61H54ZM70 60H72V61H70ZM101 60H102V62L104 63H102L101 62ZM105 60V61H104ZM109 60V61H108ZM143 60V61H144ZM162 60H164V61H162ZM182 60H184V62L182 61ZM194 60V62H191V61H193ZM197 60V61H196ZM206 60V61H205ZM217 60V62H215ZM246 60V61H245ZM70 61V63H69V65L71 64H73V63H75V64H73L74 65V67H73V65L71 66L70 65V67H69V65H68V62ZM73 61H76V62H73ZM107 61V62H106ZM113 61V62H112ZM131 60H128V62H130ZM152 61V60H151ZM198 61H200V63L198 62ZM209 61V62H208ZM214 61V62H213ZM219 61V62H218ZM237 61V62H236ZM64 62V63H63ZM67 62V63H66ZM150 62V61H149ZM163 62V63H162ZM171 62V63H170ZM182 62H183V65H182ZM188 62V61H187ZM213 63V64H211V63ZM225 63V66H224V64L223 63ZM241 62V63H240ZM248 62V61H247ZM249 62V63H250ZM262 62V61H261ZM261 62H260V64H261ZM263 62H264V59H263ZM51 63V64H50ZM52 63H54V64H52ZM62 63H63V66H61L62 65ZM81 63V64H80ZM106 63H108V64H106ZM112 63V64H111ZM113 63H115V64H113ZM195 63V64H194ZM196 63H197V67H198V69H199V73L200 74H198V72L196 71V69L195 68H197L195 65H196ZM198 63L201 65V64H203V66H204V64L205 63H207V64H205V66L207 65V67H205L204 66V70H206V68H207V70H208V72H206V71H201L200 72V68H202L203 69V66L201 65V67H200V65H198ZM218 63H220V64H218ZM238 63V64H237ZM58 64V65H57ZM65 64L68 66V69L66 68V66H65ZM163 64L165 65V66H163ZM179 64V65H178ZM185 64V65H184ZM187 64V65H186ZM209 64H211V68L209 67ZM216 64V66H213V65H215ZM218 64V65H217ZM239 64H241V66L239 65ZM255 64V63H254ZM253 64V65H254ZM60 65V66H59ZM104 65V66H103ZM137 65V64H136ZM163 67H162V66ZM181 65V66H180ZM231 65H232V67H233V69H232V67H231ZM234 65V66H233ZM252 65V66H253ZM48 66H50V67H48ZM57 66V67H56ZM121 66V65H120ZM156 66H159V68L157 69L159 72H161V73H165L164 75L166 76H164V77H161V76H159V72L156 70V71H153V70H155L157 67ZM183 66V67H182ZM184 66H185V68H184ZM195 66V67H194ZM218 66L220 67V68H218ZM247 66H245V67H247ZM255 67L253 68V70L255 69L256 70V67H257V64H255L254 65ZM54 67V68H53ZM60 67V68H59ZM62 67V68H61ZM137 67V68H136ZM144 67V68H143ZM146 67V68H145ZM153 67V68H152ZM156 67V68H155ZM171 67H173V68H171ZM175 67H178V69L180 68L181 69V71H183V72H181L180 71V69L179 70H177V68H176V71H174L175 69ZM200 67V68H199ZM238 67V68H237ZM250 67V68H249ZM260 67V68H259ZM261 65L260 66H258L257 67V70L255 71L254 70V72H258V69H259V71H262V70H260L261 69ZM65 68H66V70H68V71H66L65 70ZM152 68V69H151ZM169 68H170V70H169ZM182 68H184V69H182ZM189 70V71H187L188 73H186L185 74V72H186V70L187 69ZM234 68H236V69H234ZM263 68V67H262ZM43 69V70H42ZM52 69V70H51ZM125 71H124V70ZM126 69H127V71H126ZM130 69V70H129ZM132 69H133V71H136V72H133L132 71ZM142 69H144V70H142ZM160 69V70H159ZM161 69H163V70H161ZM172 69H174V70H172ZM197 69V70H198ZM212 69L210 70V71H212ZM230 69V70H229ZM232 69V70H231ZM250 69V70H249ZM8 70V69H7ZM11 70H12V73L15 75V77H18V79H16L14 76H13V74L12 75H10V73H11ZM40 70H42V72L40 71ZM45 70H46V72H45ZM54 70H56V71H54ZM63 70V71H62ZM139 70H141V71H139ZM169 70V71H168ZM190 70H191V72L193 71L194 73H195V71H196V73H197V75H196V73H195V76H198V77H195L193 74V72H192V74L191 75H189V72H190ZM217 70H215V74H216V76L217 75H219V72L217 71ZM229 70V71H228ZM41 72V73H39V72ZM107 71V70H106ZM149 71V72H148ZM166 71V72H165ZM167 71H168V73H167ZM178 71H180V72H178ZM217 71V72H216ZM225 71V70H224ZM8 72H10V73H8ZM38 72V73H37ZM62 72V73H61ZM89 74H88V73ZM92 72V73H91ZM127 72H128V74H127ZM131 72V73H130ZM133 72V73H132ZM138 72V73H137ZM153 72V73H152ZM223 72V71H222ZM230 72V74H232ZM253 72V73H254ZM262 72H264V71H262ZM3 73V74H2ZM36 73V74H35ZM44 73V75H47V76H42L41 74H43ZM48 73V74H47ZM70 73L71 74H73V75H71V77L69 76L70 75ZM100 73H101V75H100ZM106 73H108V72H106ZM136 73V74H135ZM140 73V74H139ZM158 73V74H157ZM172 73V74H171ZM182 73V74H181ZM210 73V72H209ZM218 73V74H217ZM221 73V72H220ZM261 73V72H260ZM49 74H51V76L49 75ZM62 74V75H61ZM65 76H64V75ZM86 74V75H85ZM166 74H168V75H166ZM171 74V75H170ZM177 74H180V75H178L177 76ZM186 75V77L187 78H185V75ZM202 74V75H201ZM221 74H223V73H221ZM229 73H228V75H230ZM33 75V76H34ZM138 75H139V78H137L138 77ZM153 75H154V77H157V76H159V77H161V78H154L153 77ZM155 75H157V76H155ZM175 75V76H174ZM183 75V76H182ZM255 76H256V82H257V77L260 75H258V74H254ZM1 76L3 77V78H1ZM12 76H13V78H12ZM32 76V77H33ZM50 76V77H49ZM73 76V77H72ZM89 76V77H88ZM132 76V77H133ZM167 76H168V78H167ZM191 76H193V77H191ZM230 76H232V77H230ZM229 76V78L228 79H226L227 81H225V83H224V81L223 80H221L220 82V84H221V86H220V84H219V81L217 80V82H218V84H216V86H217V88L218 87H222L223 86V88H219V89H217V90H223V89H225V90H223V92H221V93H224V91H227V90H231L230 88H233L232 89V91H234V90H237V91H239V88H242L241 90H240V92L243 90V92H244V90H245V94L242 92V94H244V96L246 95V94H248L249 93V96H250V93L252 92V94H251V96H250V101H253V99L252 98H255V99H260V97H262V94H263V96H264V85H263V87H262V82L264 81L263 79H264V77H262V78H260V79H262L259 83L257 82V84L258 85H256V86H258V88H259V90H258V88L256 87V89H254V87L255 86H250L251 88H253V89H251V88H249L248 86H246V85H244V84H242V83H240L241 85H239V82H235V78H234V76H233V74L232 75H230ZM239 76V77H238ZM252 76V75H251ZM254 76V77H255ZM8 77V78H7ZM44 77H45V79H44ZM62 77H64V78H62ZM83 77V78H82ZM85 77V78H84ZM108 77H109V79H111V74H106V78L108 79ZM133 77V78H134ZM177 77V78H176ZM179 77V78H178ZM189 77V78H188ZM190 77H191V79L192 80H190ZM200 77V78H199ZM238 77V78H237ZM244 77V78H245ZM254 77L252 76L251 78L252 79H254ZM5 78V79H4ZM9 78H11V79H9ZM20 78V79H19ZM47 78H48V80H47ZM61 78V79H60ZM70 80H69V79ZM128 78V77H127ZM133 78H128V80L130 79V82L132 83V81H131V79H133ZM162 78H166L167 79V81H165L166 79H162ZM175 78V79H174ZM185 78V79H184ZM198 78V79H197ZM231 78H232V80H231ZM251 78H249V79H251ZM84 79H86V82L84 81ZM108 79V80H109ZM157 79V80H156ZM163 80V81H160V80ZM193 79H195V80H198V81H195V80H193ZM201 79V80H200ZM242 79V78H241ZM259 79V78H258ZM4 80H6V81H4ZM8 80V81H7ZM52 80L50 81V82H52ZM63 80V81H64ZM73 82H72V81ZM175 80V81H174ZM179 82H178V81ZM230 81V83H229V81ZM18 81H19V83H18ZM83 81V82H82ZM135 81L133 82V83H135ZM139 81V82H140ZM158 81V82H157ZM177 81V82H176ZM182 81V82H181ZM186 83H184V82ZM190 83H189V82ZM193 81V82H192ZM195 81V82H194ZM238 81V80H237ZM259 81V80H258ZM46 82H44V86H45V84L47 85V83ZM75 82V83H74ZM163 82V83H162ZM203 84H202V83ZM232 82L233 83H235V85H234V87H231V85H232ZM9 84V85H7V84ZM41 83V84H42ZM66 84V82H64V84H65V86H69V84ZM84 83V84H83ZM87 83H90V84H88V86L86 85ZM130 83V84H131ZM132 83V84H133ZM178 83H179V86H178ZM184 84V85H188V86H186L187 88L189 87V88H191L190 90L191 91H193L192 89H196V91L198 90L199 91V89H200V92H198L196 95L193 93V95L194 96H190L189 97V95L191 94L192 95V93L190 92V90H188L190 93H187V91L186 90H184L183 88H184V85H181V84ZM190 85H189V84ZM195 84L194 86V88H192V87H190L191 85H193V84ZM197 83V84H196ZM204 83H206V84H204ZM229 84L228 86H227V84ZM264 83V82H263ZM0 84V86H2ZM18 84L20 85V86H18ZM49 84V83H48ZM92 84V85H91ZM148 86H147V85ZM152 84H154L155 86V88H157L158 86V89L160 90V91H157V89H154L153 88V85ZM157 84V85H156ZM160 84V85H159ZM163 84V85H162ZM177 84V85H176ZM225 84H226V86H225ZM87 87H86V86ZM152 85V86H151ZM196 85H198V87L196 86ZM205 85V86H204ZM237 85V86H236ZM240 87H239V86ZM261 85V86H260ZM14 86V87H13ZM111 86V85H110ZM176 86H177V88H176ZM183 86V88H181V87ZM202 86V88H200ZM90 87V88H89ZM92 87H94L93 89H91ZM237 87H239V88H237ZM247 88V89H245V88ZM263 89H262V88ZM86 88H88V89H90V91L89 92H87V90H86ZM162 88V89H161ZM180 88L181 89H183L184 91H186V92H183V90H180ZM186 88V89H187ZM198 88V89H197ZM204 88H206L205 90H204ZM237 88V89H236ZM14 89H11V90H14ZM152 89H154V91L152 90ZM195 89H194V91H195ZM208 89V90H207ZM250 89V90H249ZM262 89V90H261ZM10 90V91H11ZM155 90H156V92H155ZM202 90H204V91H202ZM210 90V91H209ZM259 91L258 92V94L257 93H255L256 91ZM19 91H21L20 93H19ZM95 91H96V93H95ZM151 91H153V92H155V93H153V92H151ZM179 91H180V94H178L179 93ZM193 91V92H194ZM209 91V92H208ZM247 91H250V92H247ZM72 93H73V91H71ZM91 92V93H90ZM166 94H165V93ZM170 92V93H169ZM181 92H182V94H181ZM209 93V94H207V93ZM215 92V91H214ZM218 92H220V91H218ZM236 92V91H235ZM95 93V94H94ZM160 93V94H159ZM162 93H164V95H162ZM184 93H187L186 94V98H185V94ZM196 93V92H195ZM204 95H203V94ZM215 93H217V91L215 92ZM237 93V92H236ZM257 94V98H256V95L255 94ZM24 94V95H23ZM88 94L90 95L89 96V98H91V99H89L88 98ZM92 94V95H91ZM147 94H151L149 97L151 98H148V96H147ZM156 94V95H155ZM242 94H240V93H238L237 95L238 96H236L235 95V98L237 97H239V95H240V99H239V101H241V98H243L242 100H244V97H243V95ZM184 95V96H183ZM198 95V96H197ZM203 95V96H202ZM208 95V97L206 98V96ZM241 95H242V97H241ZM4 96H6V95H3V96H0V99L2 98V97H4ZM92 96H93V98H92ZM153 96H154V98L156 99V100H154L153 99ZM156 96H158V99H157V97ZM196 96V97H195ZM200 96H202V99H201V97ZM248 95H246V97H247ZM86 97V98H85ZM161 97V98H160ZM168 97V98H169ZM193 97H195L194 99H193ZM198 97V98H197ZM205 97V98H204ZM259 97V98H258ZM18 98H20L23 102H24V104L22 103V101L20 102V99H18ZM29 98V99H28ZM133 98V99H132ZM147 98H148V101H147ZM192 98V99H191ZM247 98H249V97H247ZM264 98V97H263ZM46 99V100H45ZM83 100L82 102H80L81 100ZM85 99V100H84ZM130 99V100H129ZM165 99H167V98H165ZM164 99V100H165ZM170 99V98H169ZM191 99V100H190ZM209 99V100H210ZM254 99V100H255ZM262 99V98H261ZM6 100H8V98L6 99ZM80 100V101H79ZM87 100V101H86ZM93 100V101H92ZM137 100H139V101H137ZM151 100H153L151 103H150V101ZM186 100V101H185ZM193 100H196V101H193ZM202 100V101H201ZM204 100H206V101H204ZM88 101H90L89 103H88ZM116 101V102H115ZM121 101V102H120ZM133 101V102H132ZM154 101H155V103L157 104H155L154 103ZM236 102H237V100H235ZM238 101V103H239V105H241V103ZM10 102H12L13 104L15 103V105H13L12 103L11 104H9ZM29 102H31V103H29ZM80 102V103H79ZM103 102V103H102ZM115 102V103H114ZM120 102V103H119ZM130 102V103H129ZM136 102V103H135ZM141 103L140 105L142 106H140L139 105V103ZM147 102V103H146ZM157 102H159V108L157 107L158 106V103ZM190 102H192V104L190 103ZM195 102H197L196 104H195ZM206 102V103H205ZM242 103H244L243 101H241ZM8 105H7V104ZM19 105V103H22L21 105H19L18 107H16V105L17 104ZM114 103V104H113ZM205 103V104H204ZM237 103V104H238ZM79 104H82V105H79ZM143 104V105H142ZM146 104H147V106H146ZM187 104V105H186ZM201 104H202V106H201ZM204 104V105H203ZM2 105V106H1ZM6 105H7V107H6ZM23 105V107L25 108V107H27V108H25L26 109V113L24 114H22V113H16V112H20V110H25V109H21L20 108V106H22ZM30 105V107H28ZM47 105V104H46ZM51 104H48V106L47 107H49ZM120 105V106H119ZM126 105H127V108H126ZM132 105V106H131ZM136 105H138V106H136ZM150 105V106H149ZM151 105L153 106V107H151ZM161 105H164V107L163 106H161ZM185 105V106H184ZM197 105V106H196ZM10 106V107H9ZM119 106V107H118ZM134 106V107H133ZM144 106V107H143ZM156 106V107H155ZM190 108H189V107ZM206 106V107H205ZM9 107V108H8ZM15 107H16V109H18V108H20V109H18L17 111H16V109H15ZM133 107V108H132ZM139 107V108H138ZM149 107H150V109H149ZM209 107H212V109H214V110H212L211 108H209ZM214 107V108H213ZM215 107H216V109H215ZM15 109L14 110V112H13V109ZM33 108H35V109H37V111L34 109L33 110ZM87 108V109H86ZM109 108H112L111 110H113L114 109V112L113 111H111ZM160 110V108H161V110L159 111L158 109ZM197 108H198V110H199V108H201L199 111H197ZM207 108H208V110H207ZM220 108V109H219ZM8 109V111H6ZM27 109H29V110H31V111H29V110H27ZM43 109H42V111H43ZM86 109V110H85ZM104 109H106V110H104ZM135 109V110H136ZM177 109V108H176ZM176 109H175V112H176ZM196 109V110H195ZM203 109V110H202ZM210 109V110H209ZM223 109V110H222ZM2 110H4V111H2ZM9 110H10V112H9ZM109 110V111H108ZM118 110V111H117ZM119 110H120V112H119ZM135 110H131V111H135ZM140 110H142V111H140ZM151 110V111H150ZM158 112H157V111ZM182 110V111H183ZM189 110V111H188ZM16 111V112H15ZM29 111V112H28ZM77 111H80V112H77ZM84 111L86 112V113H84ZM87 111H89V112H87ZM104 111V112H103ZM106 111H108L107 113H106ZM116 111H117V114H116ZM126 111V112H125ZM130 111V112H131ZM197 111V112H196ZM201 111V112H200ZM22 112H25V111H22ZM40 112V113H39ZM104 114H103V113ZM124 112V113H123ZM16 113V115H18L16 118H15V116L16 115H13V114H15ZM47 113V114H46ZM50 113V112H49ZM60 113V114H59ZM79 113V114H78ZM82 113V114H81ZM88 113V114H87ZM110 113V114H109ZM113 113H114V116L115 117H113ZM119 113H121L120 115H118ZM131 113H133V112H131ZM134 113H138V111L137 112H134ZM10 114V115H9ZM57 114V116H55V115ZM62 114H63V116H62ZM66 114H68V115H66ZM74 114V115H73ZM112 114V115H111ZM117 116H116V115ZM141 114V113H140ZM198 114V115H199ZM59 115V116H58ZM61 115V116H60ZM65 115V116H64ZM109 115H110V117H109ZM198 115H195V116H198ZM27 116V117H28ZM35 116H39V115H34V117ZM49 117V120H48V118H45V117ZM52 116H53V118H54V116H55V118L54 119H52ZM67 116V117H66ZM69 116H70V118H69ZM78 116V117H77ZM106 116V117H105ZM7 117V118H6ZM13 117V118H12ZM20 117V118H21ZM33 117V116H32ZM39 117H41V115L39 116ZM74 117V118H73ZM125 117H127L126 115H125ZM151 117V118H152ZM8 118H10V119H8ZM12 118V119H11ZM15 118V119H14ZM50 118H51V121H50ZM67 118H69V120H67ZM72 118L74 119L73 121H72V126L70 125V123H71V121H70V119L72 120ZM115 118V119H114ZM8 121H7V120ZM34 118H32V120H33ZM36 119H34V120H36ZM46 121H45V120ZM109 119V120H108ZM15 120V121H14ZM31 120V119H30ZM10 121V122H9ZM47 122V123H45V122ZM48 121L50 122V124H49V126L50 127H48ZM67 121H70V123L68 122L67 123ZM110 122V124H109V122ZM151 121H152V119H151ZM153 121H155V119L153 120ZM11 123L10 125H9V123ZM40 122V123H39ZM74 122V123H73ZM108 122V123H107ZM5 123H7V124H5ZM42 123H45L46 124V126L44 125V124H42ZM99 123V124H98ZM112 123V124H111ZM100 126V127H97L98 125ZM106 124H109V125H106ZM115 124H117V125H115ZM7 125V126H6ZM13 125V124H12ZM39 125V127H37ZM70 125V126H69ZM110 125H111V128H112V126H114V127H117L116 129L113 127L112 129L110 128ZM191 125L192 126H194V124L193 123H191L190 124V127H189V129H190V131L192 132V134L193 135H195V133L193 132L195 129H194V127H191ZM43 126V127H42ZM105 126H106V128H105ZM109 126V128H107ZM10 127H12V126H10ZM34 129H33V128ZM48 127V128H47ZM5 128V129H4ZM39 128V131L37 130ZM193 128V129H192ZM7 129V130H6ZM31 129H32V132H31ZM42 129V130H41ZM45 129V130H44ZM114 129V130H113ZM20 131L21 133L20 134H22V136L21 135H19V132L18 131ZM29 130H30V132H29ZM37 130V131H36ZM45 132H44V131ZM103 130V131H102ZM41 131H43V132H41ZM48 131V132H47ZM105 131V132H104ZM117 131V133H115V132ZM143 131H144V134L146 133V134H148L149 133V130L147 129L146 130V128L145 129H143L142 130V135H143ZM16 132V133H15ZM51 132V133H50ZM100 132V133H99ZM103 132V134H101ZM41 133V134H40ZM46 133V134H45ZM48 134H50V135H48ZM116 134V135H115ZM145 134V135H146ZM24 135V136H23ZM43 135V136H42ZM46 135V136H45ZM25 136H27V137H25ZM39 136H41V137H39ZM94 137V138H90L91 139V144H97L96 146L95 145H91V144H89V137ZM144 136V135H143ZM147 136H149L148 138H147ZM147 136H145L147 139H152L153 138V136H154V138H156V135L154 134V133H152V132H150V134H148ZM24 138V140H25V142L23 141V138ZM25 138H27V139H25ZM40 138H42V140H40ZM57 138V139H58ZM153 138V139H154ZM88 139V140H87ZM41 141V142H43V143H40V142H38V141ZM59 140H58V142H59ZM93 141H96V143H93ZM23 142L26 144H23ZM37 143L36 144V146H34L33 147V149H28V147L29 146H32L34 143ZM86 142L90 145V146H88V147H85V146H87L88 144H86ZM22 144H23V147H22ZM82 144V145H81ZM83 144H85V146L83 145ZM100 144V145H99ZM103 144V145H102ZM28 145V146H27ZM47 145V147L49 146V144L48 143H46V144H44V146H46ZM65 145H67L66 147H65ZM5 146H6V148H5ZM43 146V147H44ZM65 148H64V147ZM83 146V147H82ZM92 146H94L93 147V150H97L99 153V156L96 154L97 153V151L94 153L93 152V150L90 148V147H92ZM100 146H103V147H100ZM43 147H41L42 149L40 150L39 149V151H40V153H39V155L41 154V151L43 150ZM46 147V148H47ZM40 148V147H39ZM49 148H50V146H49ZM49 148H47V149H45L44 151H46V150H48ZM90 148V149H89ZM6 149H8V150H6ZM11 150V151H10ZM30 150V151H29ZM52 150V149H51ZM61 150V149H60ZM92 150V151H91ZM103 150V149H102ZM36 151V153H35V156L37 155V152H39V151H37V150H35ZM55 150H52V152H54ZM62 152H64L63 150H61ZM6 152H8V153H6ZM28 152H32V153H29L28 154ZM50 152V150H48V153ZM56 152V151H55ZM93 152V153H92ZM42 153H43V151H42ZM48 153H47V151H46V153H43V154H46V156L45 155H43V156H45V157H43V159L41 158V156H39L40 158V160L39 161H43V160H45V161H43V164H45L44 162H48L47 160H48V158L47 157H49V156H47L48 155ZM6 154V155H5ZM25 154H27V155H25ZM31 154V155H30ZM52 154V153H51ZM51 154L49 153V155L51 156ZM54 154V153H53ZM96 154V155H95ZM8 155V156H7ZM23 155H25V156H23ZM95 155V156H94ZM5 156H7V157H5ZM35 156H34V158H35ZM89 156L91 157H93V158H91V160H90V158H89ZM96 156H98V157H96ZM20 157V158H19ZM28 157V158H27ZM65 157V156H64ZM6 158V159H5ZM27 158V159H26ZM36 158H38V155L36 156ZM50 158V157H49ZM87 158V159H86ZM88 158H89V160H88ZM30 159V160H31ZM8 160V161H7ZM11 160V161H12ZM69 162H68V161ZM88 160V161H87ZM7 161V162H6ZM94 161H95V163H94ZM103 161V162H102ZM16 162V163H17ZM76 162V163H75ZM90 162V163H89ZM11 165H10V164ZM15 166L17 165L16 163H14V162H12ZM106 163V162H105ZM26 164L30 167H28V166H26ZM41 165H42V162L40 163ZM72 164H73V166H72ZM13 165V166H14ZM79 167H78V166ZM4 166H0L1 168H0V170H2V171H0L1 173H0V177H1V174L3 173V174H5L6 173V166L4 167ZM12 166V167H13ZM38 166H40V165H38ZM3 167V168H2ZM33 167H34V170H33V172H32V174H30L31 172L30 171H32V169H33ZM102 167H103V169H102ZM104 167H105V169H104ZM5 168V169H4ZM10 168V167H9ZM8 167H7V169H9ZM28 168V169H27ZM36 168V169H35ZM81 168V169H80ZM4 169V170H3ZM11 169V168H10ZM9 169V170H10ZM31 169V170H30ZM72 171H71V170ZM107 169H108V167H107ZM26 170L29 172V173H27L26 172ZM48 170V169H47ZM46 170V171H47ZM73 170H74V172H73ZM80 170V172L83 170V172H79L78 173V171ZM104 170H106V172L104 171ZM8 171V170H7ZM49 171V170H48ZM47 171V172H48ZM74 173L75 174V176L73 177V174L71 173ZM103 171V172H102ZM5 172V173H4ZM21 172H24L25 173V175L26 176H23L24 175V173H23V175H21ZM36 172V171H35ZM47 172H45L46 174H47ZM75 172H77V173H75ZM98 172H100V174H98ZM65 173H66V175H67V171H65ZM70 173L72 174V176L70 175ZM83 173H85V174H87V173H89L88 174V176L87 175H85V177H83L84 176V174ZM2 174V175H3ZM83 174V175H82ZM100 176V177H98V175ZM106 174H108V176L106 175ZM14 175V176H15ZM14 176H12V180L14 179V178H16V177H14ZM78 176V177H77ZM81 176L83 177V178H85V185H90V186H84V185H81L82 183H84V180L83 179H81ZM14 177V178H13ZM25 178V179H23V182H21V180H20V178ZM76 177H77V179H76ZM2 178V177H1ZM0 178V180H2V181H4L3 179H1ZM111 177H109V179H110ZM93 179H95V178H93ZM106 178L105 179H102V180H107ZM108 179V180H109ZM11 180V179H10ZM15 180V184H17V180L16 179H14ZM70 180V181H71ZM82 180V181H81ZM97 179H95L94 180V182L96 181ZM6 181H4L3 183H0L1 185H4V186H6V185H9L8 184V181L5 183ZM37 182H39V181H37ZM72 182V181H71ZM81 183V184H80ZM18 184V187H21L20 185ZM77 184V183H76ZM76 184H74L73 183V185H75V186H73V187H75V189H76ZM79 185L77 184V186H78V190H77V192L76 193H78L79 194ZM120 185V184H119ZM118 184H117V189H119V190H116L117 192H120V194L118 193V195H122V197L124 198V196L126 195V189L124 188V186H123V189H125V190H123V189H120V188H122V184L119 186ZM2 188H3V186H1ZM69 187H71V186H69ZM73 187H71V188H73ZM87 187H89L88 189H86ZM118 187H120V188H118ZM5 188V187H4ZM20 189V188H19ZM67 190V194L69 195V191L71 190L70 188H64V190ZM68 189H69V191H68ZM91 189V190H90ZM63 190V191H64ZM66 190H65V192H66ZM120 190H123L122 191V193H121V191ZM23 191H25V190H23ZM25 191V192H26ZM62 191V190H61ZM75 190H74V188L71 190V192L73 193ZM125 191V192H124ZM20 192H21V194H22V190L20 189ZM65 192H61V193H63L62 195H64V194H66ZM116 192V193H117ZM125 193V195H124V193ZM75 193V192H74ZM74 194L75 195V197L77 196L78 197V194ZM83 193V192H82ZM83 193V194H84ZM65 195V200H67L66 202L64 201V198H62V197H60L59 199H61V200H59L58 198L56 199V197H59L58 195H56L55 196V200H56V205H57V203H58V206H56L55 204L52 206L54 209H52V211L54 210L55 211V207H57L58 208V211H57V209H56V211L55 212H57V213H59V210H60V208H59V206H61V202H63V206L61 207V208H65V206L67 205V207H66V209H68V208H70L69 210H65L64 209V211H67V213L66 214H68V211H72V212H69V216H70V214L72 215H74L73 217H67V219H65L66 217H65V215L63 216V217H60V219L61 218H63L62 220H64L63 221V224H64V226L66 225V224H68V223H70L72 220H73V224H74V221H76V217H78V216H75L76 215V213H75V211H73L72 210V208L71 207H68V206H71L70 204V202L71 201H69V198L67 199L66 197H68V195ZM83 194H79V198H80V200H78V198L76 199L71 193H70V195H72V196H70L71 197V200H73V198H74V200L76 199V201H78V202H75V203H79V201L82 203L83 202V200H85L84 199V197L85 196H87V194H88V192L86 191V194H84L85 196H82ZM80 195H81V197H83V199L80 197ZM30 196L31 195H29V198H30ZM26 197H24V198H26ZM32 197H33V195H32ZM73 197V198H72ZM100 197V196H99ZM27 199V200H29L28 201V203H30V202H32V204H33V207H36L35 205H36V203H35V201H31V198L30 199ZM125 198H126V196H125ZM26 199H24V200H26ZM33 199V198H32ZM20 200V199H19ZM60 202H58V201ZM18 201V200H17ZM86 201V200H85ZM1 203H3V205L6 203V201H0ZM5 202V203H4ZM22 201L20 200V202H19V205L18 204H15V205H18V206H20L21 204L22 205H24L23 203H27L26 201H24L23 203H21ZM0 203V204H1ZM11 203V202H10ZM12 203H14V202H12ZM15 203H17V202H15ZM21 203V204H20ZM27 203V204H28ZM65 203H67L66 205H65ZM81 203H79L80 205H81ZM85 203V202H84ZM32 204H28V205H24L22 208H18L17 206H15L14 204L12 205V204H8V202L6 203V207H5V205H4V207L2 206V205H0V206H2L3 207V210H4V208H5V211H6V209L8 210V208L11 210V209H13V208H15V207H17L19 210H17L19 213H17V212H15L16 210L14 209V210H11V211H7L8 213H6L5 212V214H7V218L6 217H3V216H1V219H0V227L2 228L3 226V228H5L6 229V227H5V225H7V228H8V230L6 229V231L5 230H0L1 232H2V234H1V232H0V235H1V237L4 235V233H3V231H5V235L4 236H8L9 235V237H7L6 239H8V240H6L5 238H4V240L5 241H7V244H6V242L4 243V242H1V239H0V243H2V244H0V263H2L3 261H8L10 258H13V260H11V261H14V262H10V261H8L9 263H7V264H18V260H19V258L21 259L22 258V256H23V258L22 259H24V256L26 257H28V253L29 252H31L32 254L34 253V255H32V254H30L29 253V257H30V255H32V257L34 256V257H36L35 259H32L31 257L27 260V262H26V258H25V260H23V262L25 261L26 263H28V261L30 260V261H32V263L33 264H50V263H53L51 260H53V261H55L56 260V262H57V264H58V261H60V264H64L66 261H61V260H63V258L65 259V256H66V258L68 257V254L71 256V254H70V249L72 248V246H71V244L76 240V237L78 236V235H80L78 232H79V230H83V229H79V230H77L76 228H77V226H78V224H80L82 221H77L78 222V224H77V226H76V224H74L73 226H72V228L73 227H76L75 229L73 228H71V227H69V226H67V227H65L66 229H68L69 230V228H71L70 230L72 231L73 230V232H72V234H70L69 233V231L68 230H65L64 228H62V229H64V230H61V228H59V231L57 230V228H58V225L60 226L61 225V227H64V226H62L63 224H62V220H60L61 222L59 223V222H56V221H59V218L57 217V213H55L54 211V214H53V216H55L58 220H54L55 219V217L53 218V217H51V218H53V219H50L49 217L51 216L50 214L52 213V211H51V207H49V208H47V209H49L48 211L50 212L51 211V213L49 214L48 213V211H47V209L46 210H43L44 208H40L41 210L39 211L40 213H41V211H47L46 213L45 212H42L43 214H44V216L45 217H48L49 219V222L51 223V224H49V225H51V227L53 226L52 224H54L53 222H55V224H57L58 223V225L57 226H55V224H54V228H56V230L57 231H53V227L50 229V228H48L49 227V225H47L46 226V224H43V223H46L47 221H46V219H44V220H42V221H44V222H42L41 220H40V218H38V217H36V216H38L39 215V213H38V215L36 214V216H35V213H37L38 212V206L39 205H37V209L36 208H31L32 206ZM69 204V205H68ZM79 204H78V206H79ZM21 205V206H22ZM86 204H82V206H81V208L83 209L84 207L83 206H85ZM11 206H15V207H12V208H10ZM25 206H31L30 207V209L31 210H33L35 213H33L31 210H29V208L28 207H25ZM2 207H0V213L2 214V212H4V211H2ZM87 207V206H86ZM24 208H27L28 209V211H29V215L26 213L27 211V209H24ZM22 209V210H21ZM24 209V210H23ZM86 209V208H85ZM87 209H88V207H87ZM87 209L85 210L86 212H88L89 211V209H88V211H87ZM21 210V211H20ZM26 211V212H25ZM30 211H31V213H30ZM63 210L61 209V211H60V215H62L63 214V212H62ZM84 211V212H85ZM12 212H14V213H12ZM21 212V213H20ZM97 212V211H96ZM95 211H94V213H92V215H93V217H92V215H91V217H90V219L92 218V219H94L95 220V218H97L98 217V215L97 214H101V213H97L96 215H97V217H96V215H95V213H96ZM17 215H16V214ZM24 214L23 216H22V220L24 221L25 220V217L27 218V215L28 216H30V217H28V219L30 220V221H28L27 219V221H25L24 223H23V221L22 222H20V219H21V217H20V219H18V217H19V215L20 214ZM26 213V214H25ZM42 213L40 214V215H42ZM49 214L50 216H46L45 214ZM65 213V212H64ZM4 214V213H3ZM4 214V215H5ZM14 214V215H13ZM19 214V215H18ZM59 214H58V216H59ZM79 213H77V215H78ZM91 213H89L88 215H90ZM17 217H16V216ZM26 215V216H25ZM80 215H82V214H80ZM85 215H86V213L85 214H83V216H81V218H80V216H79V218L80 219H78L77 218V220H83L84 222H85V229H87L86 227H88V226H90V220H88L87 218V221H86V219L85 218H83V217H85ZM13 216H15V218H17L16 219V222H15V218L13 217ZM21 216V215H20ZM32 216H34V222H35V224L36 225H34V222H32L33 220L31 219V217ZM2 217L4 218V219H2ZM10 217V218H9ZM41 217V219H42V217H43V215L42 216H40ZM6 218V219H5ZM13 218V220H11ZM24 218V219H23ZM33 218V217H32ZM38 220H37V219ZM70 219H72V220H70ZM75 219V220H74ZM91 219V220H92ZM97 219H99V218H97ZM8 220H9V222H8ZM19 220V222H20V224H19V222H17ZM32 220V221H31ZM36 220H37V223H38V221L40 220L41 221V225H40V223H38L40 226V232H41V236H42V231L45 229V227L47 228V230H46V232H45V230H44V234H46V235H48L49 236V232H47L48 231V229H50L52 232H54V234L56 233V234H58L59 235V233L61 232V231H63V232H61L62 234L63 233H65L66 234V232H64V231H68L67 233H68V237L65 235V234H63L62 235V237L59 235V238H62L63 239V237H67L68 238V242H70L69 243V245H68V243H66V240H67V238H66V240H62V239H60V240H62V241H64V242H59L58 244H62V245H67L66 247H71V248H65V247H63V248H65L66 249V252H63V251H65V249L63 250V248H62V245L61 246H59V248H57L56 247V245H58V244H54L55 243V237H53V236H51V235H54V234H51L52 232L50 231V237H48V236H45L44 238L43 237H41L39 234V232H37V233H39V234H37L36 233V231H38L37 229L39 228H36L38 225H37V223H36ZM68 220H70V221H68ZM8 222L9 224H5V222H4V224L5 225H3V223L2 222ZM13 221L14 222V225L13 224H11V222ZM39 221V222H40ZM65 221H67L66 223H64ZM26 222H28V223H26ZM29 222H31L32 224V227L34 228H31L30 227V223ZM48 222V223H49ZM86 222H88V224L86 223ZM94 222V221H93ZM2 223V224H1ZM18 223V224H17ZM25 223H26V226H25ZM47 223V224H48ZM71 223V224H72ZM16 224V225H15ZM29 224V225H28ZM42 224H43V227H42ZM82 224V223H81ZM88 226H87V225ZM92 224L94 225V227H96L97 226V224L94 222V223H92V221H91V226H92ZM8 225H9V227H8ZM45 225V226H44ZM70 225V224H69ZM15 226H19V228H17V227H15ZM27 226L29 227V228H27ZM81 226H83V224L82 225H80V228H81ZM69 227V228H68ZM84 227V226H83ZM0 228V229H1ZM2 228V229H3ZM31 228V229H30ZM36 228V229H35ZM41 228H43V230H41ZM90 227H88V229H89ZM13 230V231H11V230ZM15 230H16V233H15ZM18 230V231H17ZM33 232H32V231ZM55 230V229H54ZM74 230H77V231H74ZM27 231V232H26ZM30 231H31V233H30ZM83 231H85V230H83ZM87 231V230H86ZM9 232H11V233H9ZM29 232V233H28ZM57 232H59V233H57ZM7 233H8V235H7ZM26 233V234H25ZM81 233V232H80ZM82 233H86V232H82ZM81 233V234H82ZM25 234V235H24ZM29 234H30V236H29ZM43 234V235H44ZM69 235H72L71 237L72 238H70V236ZM84 235V234H83ZM14 236H15V238H14ZM17 236V237H16ZM33 236V238H30V237H32ZM38 236V237H37ZM55 236V235H54ZM81 236V235H80ZM80 236H78V238L80 237ZM0 237V238H1ZM12 237V238H11ZM39 237H41V238H39ZM47 237V238H46ZM52 237V238H51ZM73 237H74V241L72 240L73 239ZM14 242V239H15V242L13 243L10 239ZM14 238V239H13ZM30 238V239H29ZM50 238L51 239H53V240H50ZM77 238V239H78ZM2 239H3V237H2ZM27 239V240H26ZM42 240V241H40V240ZM58 238L56 237V240H57ZM65 239V238H64ZM4 240H2V241H4ZM17 240V241H16ZM30 240V241H29ZM32 240V241H31ZM45 240H47V241H49V242H47L48 244H51V248H54L55 250H50L49 251V249H51L49 246H48V244L46 243V241ZM59 239L56 241V243L58 242V241H60ZM9 241V242H8ZM52 241V242H51ZM71 241H73L72 243H71ZM32 242V243H31ZM37 242H41V244H39V243H37ZM44 242V243H43ZM51 242V243H50ZM10 243V244H9ZM12 243V244H11ZM16 243V245L14 246V244ZM30 243V245L28 246V244ZM53 243V244H52ZM4 244V245H3ZM32 244V245H31ZM35 244V245H34ZM43 244L45 245V246H43ZM4 247H3V246ZM6 245H8V246H6ZM37 245V246H36ZM38 245H39V248H38ZM40 245L43 247H40ZM47 245V246H46ZM52 245H54V246H52ZM14 246V248L12 249V247ZM3 247V248H2ZM56 247V248H55ZM73 247H74V244H73ZM6 248H8V249H6ZM40 248H42V249H40ZM77 248V247H76ZM3 249V250H2ZM12 249V250H11ZM74 249V248H73ZM14 250V251H13ZM39 250H40V252H39ZM42 250V251H41ZM75 250V249H74ZM53 251H54V253H53ZM72 251V250H71ZM6 252V253H5ZM15 252V253H14ZM36 252L38 253V254H36ZM11 255H10V254ZM19 253V255H18V257H17V254ZM51 253H53L55 256H61V257H58V260L57 259H50L49 260V257L51 256ZM57 255H56V254ZM62 253H64V254H62ZM73 253H74V251H73ZM15 255L16 256V258H15V256H12V255ZM22 254V255H21ZM39 254L41 255V256H39ZM45 254V255H44ZM43 255V256H42ZM48 255V256H47ZM54 255H52V256H54ZM64 255V256H63ZM74 256H75V254H73ZM73 255H72V257H73ZM7 256H9L8 257V260H6V258H7ZM10 256H12V257H10ZM47 256V257H46ZM52 256L50 257V258H52ZM6 257V258H5ZM33 257V258H34ZM41 257H43V258H41ZM49 260V261H47L46 262V258ZM44 258H45V260H44ZM56 258V257H55ZM75 258H76V256L75 257H73V261H75L77 264H80L79 263V261L77 262V259L75 260ZM18 259V260H17ZM22 259H21V262H22ZM68 259V258H67ZM67 259H65V260H67ZM34 260H35V262H37V263H35L34 262ZM38 260V261H37ZM43 260L45 261V262H43ZM69 260V262H66V264H68V263H70V264H72V263H75V262H73L72 260H71V258L70 259H68ZM70 260L72 261V263L70 262ZM2 261V262H1ZM29 261V262H30ZM43 263H42V262ZM110 261H111V259H110ZM110 261H107V262H110ZM6 262H4V263H2V264H5ZM15 262H17V263H15ZM23 262L22 263H20V260H19V263L20 264H23ZM24 262V263H25ZM61 262H63V263H61ZM117 262V263H116ZM25 263V264H26ZM31 263V262H30ZM103 263V262H102ZM111 264H119L118 263V261H116L115 260V262L112 260L111 262H110ZM29 264V263H28ZM54 264H56L55 262H54ZM106 264V263H105Z\"/></svg>",
    "mask_w": 264,
    "mask_h": 264
}]
</instances>
